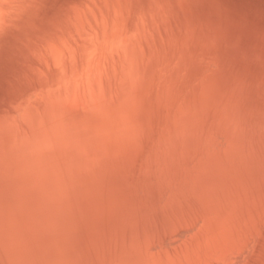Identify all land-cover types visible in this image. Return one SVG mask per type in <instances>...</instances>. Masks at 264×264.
<instances>
[{
  "label": "bare ground",
  "instance_id": "bare-ground-1",
  "mask_svg": "<svg viewBox=\"0 0 264 264\" xmlns=\"http://www.w3.org/2000/svg\"><path fill=\"white\" fill-rule=\"evenodd\" d=\"M20 2V0H0V41L2 40V37H3V35L4 34H6V35H8V33H9V31L11 32L12 31V22H13V18H14V13H15V9H16V7L18 6V8L20 7V4H18V2ZM94 1V0H93ZM102 1V0H101ZM118 1V0H117ZM178 1V3L181 1V0H177ZM185 1H187V0H182L181 1V6H182V2H183V4L185 5L186 3H184ZM70 2V1H69ZM83 2V1H82ZM105 2H107L106 0H105ZM122 2H123V0H122ZM174 2H176V1H174ZM246 2V1H245ZM264 2V1H263ZM36 3V2H35ZM73 3V2H72ZM102 3H104V0H103V2ZM115 3H116V1H115ZM156 3V2H155ZM177 3V2H176ZM211 3H212V1H211ZM38 4V3H37ZM76 4V3H75ZM108 4V3H107ZM106 4V6H107V8H109V6ZM119 4V3H118ZM125 4V2H123V5ZM129 4V3H128ZM165 4V3H164ZM65 5V4H64ZM66 5H68V4H66ZM65 5V6H66ZM120 5V4H119ZM118 5V6H119ZM126 5H127V3H126ZM126 5H124L125 7H126ZM149 5V4H148ZM156 5H158V4H156ZM177 5H179V4H177ZM202 5H203V3H202ZM214 5V4H213ZM22 6V5H21ZM64 6V7H65ZM69 6V5H68ZM72 6V5H71ZM77 6V5H76ZM88 6V5H87ZM96 6V5H95ZM94 6V7H95ZM123 6V7H124ZM162 6H163V4H162ZM264 6V5H263ZM63 7V6H62ZM114 7V6H113ZM112 6H111V8H113ZM123 8V9H125L126 10V8ZM154 7V6H153ZM21 8H23V7H21ZM52 8V7H51ZM65 8H67V7H65ZM70 8V7H69ZM75 8V7H74ZM78 8V7H77ZM89 8V7H88ZM98 8V7H97ZM120 8V7H119ZM157 8H159L158 10L159 11H161L160 10V8H161V6L159 7H157ZM163 8V7H162ZM165 8V7H164ZM181 9H183V8H185V7H180ZM179 8V9H180ZM202 8V7H201ZM61 9V8H60ZM114 9H116V8H114ZM153 9V8H152ZM169 9H170V7H169ZM179 9H178V11H179ZM181 9H180V12H182L183 13V11H181ZM186 9H188V7L187 8H185V10H184V12H188V11H186ZM54 10H55V8H54ZM99 10H101V9H99ZM113 10V9H112ZM121 10V9H120ZM163 10H165V9H163ZM162 10V11H163ZM202 10V9H201ZM34 11V10H33ZM37 11V10H36ZM38 11L40 12L41 10H40V8L38 9ZM49 11H50V8H49ZM53 11V10H52ZM51 11V12H52ZM63 11V10H62ZM69 11V10H68ZM70 11H72L71 10V8H70ZM75 11H76V9H75ZM93 11V10H92ZM108 11H109V9H108ZM115 11V10H114ZM119 11V10H118ZM128 11V10H127ZM169 11V10H168ZM171 11V10H170ZM170 11L168 12L169 14H170ZM190 11V10H189ZM35 12V11H34ZM47 12V11H46ZM54 13L55 12H57V10L56 11H53ZM58 12H60L61 13V11H58ZM58 12H57V14H58ZM121 12V11H120ZM139 12V11H138ZM148 12H150V11H148ZM197 12V11H196ZM195 12V13H196ZM259 12V11H258ZM28 13H30V12H28ZM48 13H50V12H48ZM47 13V14H48ZM98 13H99V11H98ZM136 13V12H135ZM134 13V14H135ZM150 13H152V11L150 12ZM164 13V12H163ZM163 13H160V14H162L163 15ZM174 13V12H173ZM181 13V14H182ZM202 13H203V11H202ZM39 14V13H38ZM53 14V13H52ZM65 14V13H64ZM66 14H68L67 12H66ZM72 14V13H71ZM74 14V13H73ZM83 14V13H82ZM94 14V13H93ZM101 14H103V13H101ZM107 14V13H106ZM121 14V13H120ZM125 14H126V11H125ZM133 14V15H134ZM149 14V13H148ZM153 14H155L154 12L151 14V15H148V16H152ZM185 14V13H184ZM189 14H191V13H189ZM188 14V15H189ZM50 15H51V13H50ZM62 15V14H61ZM92 15V14H91ZM108 15V14H107ZM122 15V14H121ZM129 15V14H128ZM128 15L126 16V17H128ZM161 15V16H162ZM165 15V14H164ZM195 15H197V14H194V16ZM42 16H45V15H42ZM64 16V15H63ZM67 16V15H66ZM76 16V15H75ZM100 16V15H99ZM114 16H116L117 17V15H116V13H114ZM166 16V15H165ZM30 17H32V15L30 16ZM39 17V16H38ZM48 17V16H47ZM61 17V16H60ZM65 17V16H64ZM69 17H70V15H69ZM92 17V16H91ZM108 17V16H107ZM111 17V16H110ZM120 17H122V16H120ZM126 17H125V19H126ZM137 18L138 17H140V16H136ZM135 17V18H136ZM153 17V16H152ZM155 17H157L156 15H155ZM163 17V16H162ZM167 17V16H166ZM169 17H171L170 15H169ZM169 17L167 18V22L166 23H168V25H166V23H163V25L161 24V26L162 27H159L158 28V26L156 25L155 26V22H154V26L155 27H157L158 28V37H157V39L160 37V40L161 39H163L166 43H167V46L166 45H161V47H160V49H158L157 47L156 48H152V46L154 45V43H152L151 42V44H153L152 46L150 45H148V48L150 49V51H148V52H152V54H153V57L155 56L157 59V61H158V59L159 60H161V62L163 61V60H165V59H170L169 61L170 62H174V64H176V68H177V66H184V64L186 63V64H188L187 62H188V60H187V58H186V55H180V56H178L180 53H183V52H185L186 50H188L189 48H190V46L188 45V38H186L184 35H185V33H184V35H183V38H185V40L187 41L186 42V44H185V42H183V46H181V43H180V46L184 49L183 50V52H181V51H179L180 53L179 54H175L173 51L172 52H170L171 50H170V48L171 47H173V49H174V47H175V41H173V39L175 38V31H174V28L171 26V22H170V20H169ZM176 17H178V16H176ZM197 17H198V15H197ZM215 17V16H214ZM48 18H51V17H48ZM52 18H53V15H52ZM56 18V17H55ZM96 18V17H95ZM94 18V19H95ZM101 18V17H100ZM115 18V17H114ZM130 18V17H129ZM143 18H144V16H143ZM161 18V17H160ZM164 18V17H163ZM163 18H161V19H163ZM248 18V17H247ZM38 19V18H37ZM45 19H47V18H45ZM59 19V18H58ZM75 19V18H74ZM93 19V20H94ZM99 19V18H98ZM110 19H112V18H110ZM128 19V18H127ZM141 19V18H140ZM165 19V18H164ZM162 20L161 22H163V21H166V19L165 20ZM179 19V18H178ZM48 20V19H47ZM50 20V19H49ZM56 20V19H55ZM73 20V19H72ZM71 20V22H74V21H72ZM100 20V19H99ZM119 20H121V18L119 19ZM119 20H117V22L119 21ZM150 20V19H149ZM151 20H153L154 21V17H153V19H151ZM160 20V19H159ZM31 21V20H30ZM29 21V22H30ZM33 21V20H32ZM31 21V22H32ZM36 21V20H35ZM67 21V20H66ZM95 21V20H94ZM97 21V20H96ZM102 21V20H101ZM104 21V20H103ZM122 21V20H121ZM120 21V22H121ZM123 21H124V17H123ZM122 21V22H123ZM127 21V20H126ZM141 21V20H140ZM140 21H138V22H140ZM143 21H145V20H143ZM158 21V20H157ZM177 21V20H176ZM188 20H186V22H187ZM193 21H194V19H193ZM192 21V22H193ZM216 21V20H215ZM217 21H219V20H217ZM17 22V21H16ZM15 22V23H16ZM34 22V21H33ZM38 23L39 22H41L40 20L39 21H37ZM47 22V21H46ZM51 22H53L52 20H51ZM98 22V21H97ZM104 22H106V21H104ZM112 22H113V20H112ZM122 22H121V25H122ZM134 22H137V21H134ZM133 22V28H132V30L130 31V32H127V29H126V27L125 28H123L124 26V24L122 25V27H121V25H120V27L118 26V28H112L113 26H111V31L110 32H106V30L104 29V32H102V30L99 28V27H97L98 26V24H95V25H97V26H94V25H92V24H90V22L88 23L86 20H82V19H78L77 20V30L76 31H79L77 34V38L76 39H72V36H65L64 35V33L62 32V34L64 35V36H62V37H59V35H56L55 34V32H54V30L53 29H51L45 36H43V33H44V30H45V28L46 27H43L44 25L43 24H38L37 25V31H35V29H33V30H30L29 28V32H31L32 31V33L31 34H29V35H27L26 36V38H27V40H25V38H21L20 39V41H19V39H18V41H16V42H18V44L16 45V46H14L15 45V42L13 43V41H11L12 42V48L14 49H12L11 51L13 52L10 56L11 57H13L14 58V60H15V63L14 64H12V66L10 67V69H11V71H9V72H12V74H13V76H18V77H20V76H22V74L24 75V73H26V71H27V69H29L30 71H32V73H30V74H32V75H34V85H33V90H32V92L30 91V93H28V98H29V100L30 101H28V99L27 100H25L26 98L24 97V96H22L23 94H21L20 95V97L17 99V100H13L11 103L9 102V100H10V98L7 100L8 101V105H9V103H10V105H12V104H17V105H13V106H9V107H6V106H0V264H150V261H149V257H148V259H144V256L146 257V254L144 253L143 255L142 254H140L141 253V249H140V247L138 246V243H139V241H140V239H141V236L143 237V240L144 241H146L147 240V238H148V236H149V234H150V229H151V226L147 223V222H153V221H156L157 222V220H154V218L152 217L153 216V214H154V212L155 211H157L156 209H154V205H156V206H158L157 204L160 202L159 200H156L155 201V199H158V198H162V197H164V195L161 197V195L160 194H158V193H161V192H163V190L162 189H164V188H162V186H161V184L162 183H164V184H162V185H164V187H165V185H166V183H165V181L169 184V182H170V184L168 185L169 186V188H167V192H172L173 190H171L172 188L170 187V186H173L174 184H176L177 182V180H175V179H177V177L178 176H176V175H178V172L179 173H184V171H180V170H184L185 168H186V165L187 166H189L188 165V163L190 162L189 160H191V158L189 159L188 158V155H190V154H188V153H190L189 151H190V149L192 150L193 148H194V146L192 147V144L194 145L195 144V142H197V145L195 144V148H196V150L198 151V152H196V153H194V152H192V154H193V156L192 157H194V158H192V160L191 161H193L194 163H190V167L191 168H189V169H192L193 170V172H192V170L190 171V170H188L187 171V169L188 168H186V171L188 172V173H190V172H192L194 175H196V176H194V175H192V176H194V177H197V174L198 173H196V170L197 169H201V168H196L195 166L196 165H194L195 164V160H197L198 159V164L200 165V163H201V156H203L202 157V159H204V157L205 156H207L208 154H210V152H213L215 149L217 150V146H215V144L213 145V143H217L216 145H218L219 143L221 144L222 143V145L224 144V140H226L227 138V133L226 132H224V131H227L228 129H225V130H223L224 128H226V127H221V126H217V125H215L217 128L218 127H221V128H219V130H218V132H220V130H221V132L219 133V134H222V132H224L223 134H225L226 136H225V138H224V140L222 139L223 137H221V138H219L220 137V135H218V134H216V135H218L217 137L215 136V134L213 133V132H216V129H214V127H212L213 125H210L209 127L210 128H213L214 130L213 131H211L210 130V128H209V130H207L208 129V122H210L211 120H214V118L215 117H217L218 115V117H220V116H222L221 114H223L222 112L224 111V110H222L221 111V109H220V112H219V110H217L216 108V110H217V112H219L218 114L216 113L215 115H214V117H213V115H212V117L210 116V115H208V111L210 110V109H212L213 107H223V105H222V103L223 102H225V103H228V104H226V106L228 107H226V106H224L223 107V109L225 108V109H227V110H230V111H227V110H225V112L227 111V112H229V114H228V116H230V117H232L231 116V111H235V109H238L239 107V104L240 103H237V107L235 106V104H234V110H232V109H230V108H232V106H228V105H231L229 102H228V100L226 101H223L222 102V99H220V96H221V98H223L222 97V94H218L219 92L218 91H222L221 89H223L225 86H223L220 90L218 89L216 92L217 93H215V92H213V90H215V88H219L220 86H218L217 87V85L214 83L215 81V79L214 78H216V74L215 73H217V77L219 76V78H216V81H217V84H222V83H220V80L218 81V79H221V82L223 81L224 83L222 84V85H227V83H226V81H228V80H226L227 79V76L230 74V71H231V68L229 69L230 71L228 72L229 74L228 75H222V74H227L226 73V71H227V68H228V66H229V64H227L228 62H226L225 64H227L226 66L227 67H225L224 68V66H225V64L224 63H222V61H220L219 60V57L218 56H216L217 58V60L215 59V55L213 56L212 54H213V52H212V56H213V60L211 59L210 60V62H209V60H205V65H203V63H202V65L203 66H206L207 64V68H203L204 70H206V71H202V73L204 72H206V74L204 75H201L202 73H200V76H198V79L196 78V81H203L204 82V84H203V82H197V85L195 84L194 85V83H195V81H193V80H195L194 78L192 79V80H190L193 76L192 75H190L191 76V78L189 79H187V80H190L192 83H190V81H189V83H188V87L187 88H189L190 86H193L194 85V87H191V89L193 90V88H195V86H197V89L198 90H200V92H199V94H201V93H203V92H205V89L203 90V88L205 87L206 88V86H203V85H207L208 83V85L209 86H211L212 85V83H214L211 87V89H213V90H211L210 89V91H212L213 92V94H216V96H217V94H218V96H217V99H215V95L214 96H212V95H210L209 97L207 96H205V94H203V96H202V94L201 95H198L197 94V97L196 98H199L200 97V99L199 100H201L202 98H207L208 100H205L204 101V99H202L201 101H200V103L201 102H203V103H201L202 105H204L205 106V104H206V101H208V103H210L211 101L213 102V100L215 99V100H217L216 102L214 101L213 103H215V104H213L212 102H211V104L209 105L208 103V105H206V106H208V107H210V106H212V107H210V109H208V107H207V110H203V109H201V114H202V116L201 117H203L204 119H206V120H209L207 123L204 121V119L202 118L201 120H203V122H205V124H206V128L205 127H203V122H202V124H201V120H197L198 118H197V116H196V118L197 119H195L194 117H193V115H192V117L191 118H188L187 116L188 115H190L191 116V114L190 113H188L189 111L191 112V110H195V109H192L191 107L189 108V110L186 108V106H188L187 105V102H190V99L188 98V96H190V97H193L194 96V94L195 93H198L197 91V89L195 88L194 90H196L192 95L193 96H191L190 95V93H192L193 91L191 90H188L187 88L186 89H184L183 88V90H188V92H187V94L188 95H186V97L184 98V100H185V102H184V105H186V106H183V103H181L179 100H178V102H179V104L181 105H176L175 107H176V110L178 109V107H180V109H182V111H180V112H183L184 114H182L181 113V115H182V117H187L188 118V120L189 119H191V122H190V120L188 121V122H185L183 119L185 118H183L182 119V117L180 118V117H177L176 116V114H177V111L178 110H180V109H178L177 111L175 110V107L173 108H171V107H169V108H171L172 109V111H173V109H174V111L176 112V113H173L172 112V114L174 115L175 114V117H177V118H173L175 121H178L177 119L178 118H180L181 119V121H179V125H181L180 123H190V124H192L193 125V122H194V124H195V121L197 120L198 122H200V123H198L199 125L201 124V129L200 130H202V132H200L199 131V133L200 134H202L203 136H206V139H203V141H202V135H198V136H202V137H199L198 139L197 138H194V134H196L198 131L197 130H199V129H197L196 130V128H197V126L195 125V126H192L191 125V127H189V125H187V124H184V127L183 126H181L180 128L182 129V131H181V129L180 128H178V130H177V128L175 129V126L177 125V123L176 122H173L174 120H171L172 119V115H171V113H168V112H170V110L171 109H169V111L167 112V104H170L171 103V105H168V106H172V103H173V106L175 105L174 104V102H172V101H170L169 99H171V97H174V96H170V94L167 96L168 97V100L170 101H168L167 99H165V101L167 102L168 101V103H166V102H164L163 101V103H166L165 105H163V103H161L162 102V100H161V102L159 101L158 102V96H159V94L161 93V91H158L159 89H161V88H165V87H167V86H165L166 84L165 83H167V82H165V83H163L164 84V87L162 86L161 88L159 87V88H157V87H155L156 89H157V92H160L159 94H158V96H157V102L158 103H161V106H163L164 108H166L165 110H159L160 108L162 109V107H160L159 105H158V109L156 108V111H160V112H163L164 113V111L167 113V115H166V117L168 116L169 118H166V119H164V121L165 120H167V119H170V121H172V123L171 124H173V125H171L170 124V121H169V125L167 124L168 123V120L165 122V124H166V127H167V125L168 126H170L169 127V129L167 130V128L165 127V129L167 130V131H170L171 129L170 128H174V130H173V128H172V131L170 132V134L169 135H171V133L173 134L174 132H176L175 130H177V133H180V136H174V137H176V141H178L179 140V138H180V140H181V142L180 143H182V144H180V147L182 146V150H184V152L186 153V152H188L187 153V155L185 156L186 157V159L184 160V155H185V153L183 152L182 154H184L183 155V162L181 161V163H183V164H185L184 163V161L186 162V160H187V158H188V160H187V162H186V164L184 165V166H180V165H183V164H180L178 161L177 162H175L176 160L175 159H181L180 157L178 158L177 156H179L178 155V153L180 154L181 153V149H180V147H179V141H178V143L175 141V138H173V136H169L170 138H168L167 136V134L169 133V132H167V131H165V132H167L166 134H165V132H163L164 133V136H165V138H164V136L162 137L163 139L161 140L160 139V137L158 138V135L161 133L160 131H164V130H162V129H164V126H163V124H162V121H161V126L163 127V128H157V127H152V126H154L153 124H152V122L154 121L155 123H156V120H158V119H155L154 117H152V119H153V121H151L152 119H151V117L148 119V121L150 120V124H152V125H150V124H148V127L150 126V128L151 129H155V130H158L159 129V132L160 133H158V131H155L154 129V131L151 133L150 131H147V130H145L146 132H150L151 134H150V138L148 139V140H150V141H148L147 139H146V141H148V142H144L145 143V145L148 147L150 144L152 145L153 143H151V140L154 142L155 141V145H157L156 144V142H160V141H162L163 142V140H166L167 138V140H169V141H165V142H161V143H159L158 144V149L155 147V145L153 144L152 146H149L150 148L151 147H153V148H155V149H157V150H154L155 152V158H157V160H155V163H152V164H148L150 161L152 162L153 161V153L151 152L152 150H153V148H151V151H150V153H151V155L149 156V155H147V153H149L147 150L149 149V147L147 148L146 146V153L144 152L145 151V149H143V147H140V148H142L143 149V151H142V155L141 154H139L138 153V157L141 155V156H143L144 158H145V160H149L148 162H146V163H144V162H142L143 160H144V158L143 157H139V159L137 158V155L136 156H133L132 154V151L131 150H129V139H128V136H127V134L129 133L130 134V132H128L127 134L125 133V132H122L121 133V142L120 141H118V143L120 142L121 144H122V146H123V151H121V150H118L117 149V146H116V142H114L115 141V138H119V137H116V135H115V138H113L114 139V141H113V139H111L109 136H107V135H105V133H103V131H104V129H103V127H101V124H100V120H95V123H94V119H93V117L91 118V116H90V113L89 112H87V113H89V115L86 113V112H84V110H85V108H86V110H88V109H90V111L91 110H93L94 112H95V110H94V108H95V106H96V108H97V110L96 111H98V114L100 113H102L103 111L104 112H107V110L105 111V110H103L102 112H99V111H101V110H98V108L100 107V106H102V104H103V106H102V108L104 107V106H106V105H108V101H109V97H110V95L112 94H110L109 93V91L111 90L112 91V87H110L111 89H109V85H111L110 84V81H108V77L110 76L108 73V77L106 78V77H104V79H102V73H101V75H100V73H99V71L101 72V70H97V69H95V70H93V67H92V69H91V66H92V64H94V63H92V61L94 62V60L95 59H97V58H99V60L103 63V59H105V53H112L111 55H113V54H116L117 56H124V58H125V60L124 61H122L121 63H119V64H121L122 65V67H121V70H122V72H121V74H120V76H118L119 77V82L117 83V84H119V91L118 92H120L119 93V95H122L123 96V98H124V103H126L125 102V100H126V97H127V99H129V101L127 102V103H129L130 101H131V95H132V92L134 91V90H136V92L141 88V89H143L144 88V86L147 84V83H149V82H151V80H150V77L153 79L154 77H155V75L156 74H158L159 72H160V69H159V63L158 64H156V63H153V58L152 57H149L148 56V58H146L145 57V52H143L142 53V51H141V54H140V52H139V43L143 40H146V42H147V44H148V41H147V39H148V37H151L150 35H151V32H152V30H153V28H155L154 26H153V22H151V26H153L152 27V30L151 29H148L147 28V25L146 24H143V22L141 23L142 25H137L136 23H134ZM160 22V23H161ZM175 22V21H174ZM190 22V21H189ZM192 22H191V25L190 26H192ZM198 22V21H197ZM36 22H34L33 24H31V25H35L36 26V24H35ZM42 23H44L43 21H42ZM56 23V22H55ZM124 23V22H123ZM158 23H159V21H158ZM179 23V22H178ZM221 23V22H220ZM223 23V22H222ZM225 23H227L226 21H225ZM224 23V24H225ZM47 24H48V22H47ZM75 24V23H74ZM115 24V23H114ZM136 24V25H135ZM157 24V23H156ZM186 24V23H185ZM218 24H219V22H218ZM42 25V26H41ZM71 25V24H70ZM102 24H100V26H101ZM112 25V24H111ZM116 25V24H115ZM118 25V24H117ZM144 25H146V26H144ZM164 25L165 26H167V27H164ZM187 25V24H186ZM197 25V24H196ZM198 25H200V24H198ZM206 25V24H205ZM210 25H212V24H210ZM28 26H30V25H28ZM34 26V27H35ZM45 26H47L46 25V23H45ZM66 26V25H65ZM65 26H63V28L65 27ZM76 26V25H75ZM176 26V25H175ZM189 26V23H188V25H187V27ZM189 26V27H190ZM195 26V25H194ZM193 26V27H194ZM201 26V25H200ZM214 26H216V25H214ZM218 27H219V25H217ZM225 26V25H224ZM224 26H222L221 25V27H224ZM43 27V28H42ZM50 27V26H49ZM62 27V26H61ZM102 27V26H101ZM104 27H105V25H104ZM108 27V26H107ZM176 27H178V26H176ZM183 27V26H182ZM185 27V26H184ZM199 27V26H198ZM198 27H197V29H198ZM203 27H205V26H203ZM220 27V28H221ZM24 28V27H23ZM57 28V27H56ZM74 28H76V27H74ZM103 28V27H102ZM157 28H155V29H157ZM190 28H192V27H190ZM189 28V29H190ZM196 28V27H195ZM200 28V27H199ZM211 28H214V27H211ZM219 28V29H220ZM224 28H226V27H224ZM69 29V28H68ZM79 29V30H78ZM154 29V31H156ZM177 29V31L179 30V28H176ZM185 29V28H184ZM188 29V28H187ZM186 29V30H187ZM192 29H194V28H192ZM202 29V28H201ZM206 29H208V28H206ZM223 29V28H222ZM24 30H27V27H26V29H24ZM58 30H59V28H58ZM61 30V29H60ZM191 30V29H190ZM199 30V29H198ZM203 30V29H202ZM202 30H200V31H202ZM209 30V29H208ZM214 30V29H213ZM216 30V29H215ZM28 31V30H27ZM27 31H26V33H27ZM66 31V30H65ZM177 31H176V33H177ZM185 31V30H184ZM192 31L193 30H191L190 31V35H192ZM200 31H196L195 32V35L196 34H199V33H197V32H200ZM28 32V33H29ZM68 32V31H67ZM180 32V31H179ZM178 32V33H179ZM187 32V31H186ZM206 32H208V31H206ZM206 32L204 33L205 35H206V37H208V38H210L207 34H206ZM214 32V31H213ZM216 32L218 33V31L216 30ZM188 33H189V31H188ZM194 33V32H193ZM202 33H203V31H202ZM201 33V35H202V37H203V40L205 41V39H206V37L204 38V36H203V34ZM209 33V32H208ZM68 34H70V31L68 32ZM156 35H157V31H156V33H155ZM26 35V34H25ZM188 35V34H187ZM186 35V36H187ZM215 35H217V34H215ZM214 35V36H215ZM153 36V35H152ZM176 36H177V34H176ZM198 36V35H197ZM196 36V38H201V37H197ZM6 37V36H5ZM18 37H20L19 36V34H18ZM145 37V38H144ZM156 37H153V38H156ZM178 37V36H177ZM195 37V36H194ZM220 37V36H219ZM71 38V39H70ZM182 38V35H181V38L180 39H183ZM221 38V37H220ZM7 39H9L10 40V38H7ZM150 39H152V37L150 38ZM191 39V38H190ZM192 39H193V37H192ZM160 40H158L157 42H159ZM184 40V39H183ZM184 40V41H185ZM197 40V39H196ZM199 41L201 40V39H198ZM209 40H211V39H209ZM212 40H213V38H212ZM214 40H215V38H214ZM214 40L212 41V42H214ZM218 40V39H217ZM222 40V39H221ZM6 41H8V40H6ZM140 41V42H139ZM151 41H153V40H151ZM178 41V40H177ZM208 41V39L205 41V42H207ZM11 42L9 43V47H10V45H11ZM161 42V41H160ZM181 42H182V40H181ZM192 42V41H191ZM195 42H197V41H195ZM209 42V41H208ZM207 42V44H209V43H211L212 44V42H209L208 43ZM219 42V41H218ZM218 42L216 41V43L218 44ZM193 43V42H192ZM198 43V42H197ZM201 43H203V41L201 42ZM216 43H214V45L213 46H211L210 44V46L211 47H215L216 45ZM221 43V42H220ZM3 44H4V42H3ZM146 44V43H145ZM150 44V43H149ZM0 45H1V42H0ZM159 45V44H158ZM191 45V44H190ZM209 45H207L208 46V48L210 47ZM15 48H14V47ZM194 46H197V45H194ZM207 46L205 45V48H207ZM8 47V48H9ZM140 47H141V49H142V45H140ZM178 47V46H177ZM181 47H180V49H181ZM191 47H193L192 45H191ZM201 47V46H200ZM210 47V48H211ZM220 47V46H219ZM262 47H263V45H262ZM194 48V47H193ZM207 48V49H208ZM212 48V49H213ZM217 48H218V46H217ZM217 48H214V50H216ZM4 49H5V47H4ZM148 49V50H149ZM172 49V50H173ZM177 49V48H176ZM196 49V48H195ZM202 50H203V47L201 48ZM220 49V48H219ZM222 49V48H221ZM220 49V50H221ZM8 50V49H7ZM178 50V49H177ZM177 50H176V53H177ZM205 50V49H204ZM192 51V50H191ZM190 51V52H191ZM216 51H218V49L216 50ZM26 52H28V56L30 57V58H27V59H29V64L28 65H26V55H24V54H26ZM189 52V53H190ZM200 52H201V50H200ZM263 52H264V49H263ZM5 53H6V51H5ZM198 53H199V51H198ZM201 53H203V51L201 52ZM201 53H199V54H201ZM207 53V52H206ZM214 53H215V51H214ZM224 53V52H223ZM223 53H221V54H223ZM151 54V53H150ZM169 54V55H168ZM192 53H190L189 55H191ZM209 54V53H208ZM219 55V53L217 52V55H219V56H221L220 58L223 60V62L225 61V58L227 57L226 56V54H225V56L226 57H224V54H223V57H224V59L222 58V55ZM236 54V53H235ZM188 55V53H187V56H189ZM210 55V54H209ZM115 56V55H114ZM114 56H111V58L112 57H114ZM208 56V55H207ZM229 56V55H228ZM243 56V55H242ZM110 57V56H109ZM192 57V56H191ZM204 55H203V58L202 59H204ZM197 60H198V58H197V56L195 57ZM210 58H211V56H210ZM261 58V57H260ZM42 59L44 60V61H46V64L44 65V64H42L43 66H44V68H42L41 69V62H44V61H42ZM117 59H118V57H117ZM120 59H123V57L122 58H120ZM199 59H201V57L199 58ZM200 60V61H197V63H199V62H201V61H203V60ZM229 59V58H228ZM228 59H226V61H228ZM98 59H97V61L96 62H98L99 61ZM172 60V61H171ZM189 60H192V59H189ZM217 62H216V61ZM230 60V59H229ZM260 60V59H259ZM106 61H108V60H106ZM105 61V62H106ZM110 61H111V59H110ZM112 61H113V58H112ZM194 61H195V59H194ZM208 63H207V62ZM214 63H213V62ZM155 62V61H154ZM163 62H165V61H163ZM162 62V63H163ZM167 62V61H166ZM204 62V61H203ZM211 62L213 63L212 65L215 67L214 69H215V71L213 72L212 70H211V73H210V69H208V68H211ZM216 62V63H215ZM262 62V61H261ZM12 63V62H11ZM112 63V62H111ZM190 63V62H189ZM195 63V62H194ZM196 63V64H197ZM210 63V64H209ZM217 63H219L220 64V66H218V64ZM113 64V63H112ZM119 64H118V66H119ZM164 64V63H163ZM163 64H162V66H163ZM168 65L170 64L169 62L167 63ZM166 64V65H167ZM191 64V63H190ZM200 64V63H199ZM215 64V65H214ZM222 64H224V66H221ZM240 64V63H239ZM9 65V64H8ZM97 66H98V63L96 64ZM106 65V64H105ZM108 65V64H107ZM198 65V64H197ZM217 65V66H216ZM235 65V64H234ZM3 66V65H2ZM10 66V65H9ZM115 66V65H114ZM171 66H173V65H171ZM187 65H185V67H186ZM190 67L191 66H193V65H189ZM188 66V67H189ZM201 66V65H200ZM233 66V65H232ZM245 66V65H244ZM94 67H95V65H94ZM103 67V66H102ZM101 67V68H102ZM168 67V66H167ZM202 67V66H201ZM216 67L217 68H219L220 70H222V71H220V70H217L216 71ZM222 69H221V68ZM240 67V66H239ZM264 67V66H263ZM97 68V67H96ZM99 68V67H98ZM111 68V67H110ZM118 68V67H117ZM169 68H170V66L168 67V71H169ZM174 68V67H173ZM172 68V69H173ZM187 68V67H186ZM192 68V67H191ZM196 68H197V66H196ZM233 68V67H232ZM242 68V67H241ZM255 68V67H254ZM4 69V68H3ZM9 69V70H10ZM107 69V68H106ZM106 69H105V71H106ZM225 69V70H224ZM8 70V69H7ZM103 70V69H102ZM113 70V69H112ZM121 70H119V71H121ZM163 70V69H162ZM174 70V69H173ZM176 70V69H175ZM184 70V68L182 69V71ZM187 70V69H186ZM186 70H184V71H186ZM193 70V69H192ZM207 70L209 71L208 72V74H207ZM242 70V69H241ZM262 70V69H261ZM114 71H116V69L114 70ZM164 71V70H163ZM179 71V70H178ZM181 71V70H180ZM180 71L178 72V73H180ZM181 71V72H182ZM190 71V70H189ZM196 71V70H195ZM200 71V69L198 70V71H196V72H201ZM225 71V72H224ZM0 72H2V71H0ZM4 72H6V70L4 71ZM3 72V73H4ZM167 72V71H166ZM191 72V71H190ZM213 72V73H212ZM224 72V73H223ZM262 72V71H261ZM7 73H8V71H7ZM29 73V72H28ZM105 73V72H104ZM114 73V72H113ZM116 73H117V71H116ZM161 73H162V71H161ZM175 73V72H174ZM183 73V72H182ZM194 72H192V74H193ZM197 73V74H198ZM29 74V75H30ZM163 74H164V76H165V72H163L162 73V76H163ZM213 74H215V77L213 76ZM219 74V75H218ZM11 75V74H10ZM9 75V76H10ZM26 75V74H25ZM29 75H27L28 77H29ZM169 75V74H168ZM221 75V76H220ZM5 76H6V74H5ZM4 76V77H5ZM8 75H7V77H9ZM106 76V75H105ZM159 76L162 78V76L160 75V73H159ZM158 76V77H159ZM164 76H163V78H164ZM172 76V75H171ZM179 76V75H178ZM189 76V77H190ZM196 76V75H195ZM208 76L210 77V76H212V78L214 79H211L210 78V80H208V81H210V82H208V81H206L205 80V77H206V79L208 78ZM226 76V79L225 78H222V77H225ZM239 76V75H238ZM248 76V75H247ZM12 77V76H11ZM114 77V76H113ZM157 77V78H158ZM199 77H201L203 80H199ZM229 77V76H228ZM235 77V76H234ZM258 77V76H257ZM264 77V76H263ZM16 78V77H15ZM21 78L22 77H20V79H18V80H20V84L22 85V82H21ZM24 78V77H23ZM31 78V77H30ZM147 78H149L148 80H147ZM175 78V77H174ZM178 78V77H177ZM187 78V77H186ZM255 78H256V76H255ZM11 79V78H10ZM159 79V78H158ZM179 79V78H178ZM178 79H176V80H178ZM209 79V78H208ZM224 79V80H223ZM235 79V78H234ZM0 80H5V78L3 79V77H2V79H0ZM7 80V79H6ZM12 80V79H11ZM162 80V79H161ZM160 80V81H161ZM166 80V79H165ZM181 80V79H180ZM179 80V81H180ZM206 82H205V81ZM211 80H212V82H211ZM226 80V81H225ZM16 81H17V78H16ZM25 81V80H24ZM153 81V80H152ZM168 81H169V79H168ZM174 81V80H173ZM183 81H185V80H183ZM214 81V82H213ZM245 81H246V79H245ZM7 82H10L9 81V79L5 82V83H7ZM13 82V81H12ZM112 82H114V81H112ZM147 82V83H146ZM154 82L155 81H153L152 83H150L152 86H153V84H154ZM182 82V81H181ZM239 82V81H238ZM259 82V81H258ZM11 83V82H10ZM17 83V82H16ZM116 83V82H115ZM198 83H200V84H198ZM211 83V84H210ZM226 83V84H225ZM263 83V82H262ZM13 84V83H12ZM156 84H159V82H155V84L154 85H156ZM177 84H178V82H177ZM181 84V83H180ZM187 84V83H186ZM185 84V85H186ZM191 84V85H190ZM237 84V83H236ZM242 84V83H241ZM255 84V83H254ZM259 83H257V85H258ZM8 85V84H7ZM149 85V84H148ZM160 85V84H159ZM173 85H174V83H173ZM179 85V84H178ZM182 85H183V83H182ZM182 85H181V89H182ZM184 85V86H185ZM207 85V88L209 87ZM216 85V87L215 88H213L214 86ZM234 85V84H233ZM252 85H253V83H252ZM257 85H256V87H257ZM9 86H10V84H9ZM31 86V85H30ZM112 86V85H111ZM113 86H116V85H114L113 84ZM157 86V85H156ZM171 86V85H170ZM187 86V85H186ZM202 86V87H201ZM242 86H244V84L242 85ZM242 86H238L239 88H240V90H238L239 92L240 91H242L241 90V87ZM2 87H3V85H2ZM1 87V84H0V88H2ZM81 87V88H80ZM117 87V86H116ZM146 87V86H145ZM149 87H150V85H149ZM176 87V86H175ZM199 87H200V89H199ZM227 87V86H226ZM225 87V91H223L222 93L224 94L225 92H226V90H227V88ZM259 87V86H258ZM5 88H6V86H5ZM5 88H3V89H5ZM29 88V87H28ZM31 89H32V86L30 87ZM83 88V89H82ZM172 88V87H171ZM177 88H179V87H177ZM206 88V89H207ZM234 88H235V86L233 87V91H234ZM238 88V89H239ZM15 89H16V87H15ZM80 89H82V91H79ZM116 89V90H115ZM117 89L118 88H114V94H116L115 92H117ZM145 89V88H144ZM143 89V90H144ZM150 89V88H149ZM151 89H152V87H151ZM167 89V88H166ZM190 89V88H189ZM231 89V88H230ZM2 90V89H1ZM171 90H173V89H171ZM175 90V89H174ZM174 90H173V92H174ZM177 90V89H176ZM182 90V91H183ZM201 90H203L202 92H201ZM208 90H209V88H208ZM224 90V89H223ZM168 91H170V90H168ZM184 91V92H185ZM209 91V92H210ZM238 91L236 92V93H238ZM2 92H4V91H2ZM118 92H117V94H116V96L115 97H117V95H118ZM148 93H149V90L147 91ZM152 92V91H151ZM172 92V93H173ZM176 92H178V91H176ZM175 92V93H176ZM209 92H207V90H206V94H210ZM169 93V92H168ZM180 94H177V95H180V96H182V94H181V92H179ZM232 93V95H233V92H231ZM231 93H230V95H231ZM246 93V92H245ZM258 93V92H257ZM1 95H2V93H0ZM134 94V93H133ZM147 94V93H146ZM146 94H145V96H146ZM151 94H153V92L151 93ZM161 94H164V92H163V89H162V93ZM185 94V93H184ZM184 94H183V96H184ZM228 95H229V93H227ZM241 94H242V92H241ZM263 94H264V92H263ZM6 95V94H5ZM130 95V97H128ZM143 95V94H142ZM166 95V94H165ZM172 95V94H171ZM196 95V94H195ZM226 95V94H225ZM227 95V96H228ZM169 96H170V98H169ZM179 96V97H180ZM212 96V97H211ZM238 96V95H237ZM245 96H246V94H245ZM137 97V96H136ZM153 97H156L155 95L153 96ZM160 97H162L163 98V95L162 96H160ZM159 97V98H160ZM176 97H178V96H175V98L174 99H176ZM178 97V98H179ZM195 97V96H194ZM193 97V98H194ZM202 97V98H201ZM210 97H211V99H210ZM214 97V98H213ZM257 97V96H256ZM15 98H17V97H15ZM87 100H86V99ZM112 98H113V96H112ZM133 98V97H132ZM138 98V97H137ZM144 98H146V97H144V95H143V100H144ZM152 98V97H151ZM162 98H160V99H162ZM165 98V97H164ZM181 98L182 97H180V100H181ZM187 98L189 99V101L187 100ZM193 98H191V101L193 100ZM80 99V100H79ZM86 100V102L84 103V101ZM106 99H108V101L105 103V105H104V102L106 101ZM111 99V98H110ZM117 99V98H116ZM133 99H135L136 100V98H135V96H134V98ZM142 99H140L141 101H142ZM147 99H149V97L147 98ZM155 99V98H154ZM195 99V98H194ZM211 101H210V100ZM220 99V100H219ZM226 99H228L227 97H226ZM232 98L230 97V99H229V101L231 100ZM235 99V98H234ZM237 99H239V98H236V100H234V102H236L237 101ZM241 99H242V97H241ZM12 100V99H11ZM78 100V101H77ZM82 100V103L80 102V107L83 105V104H87L88 106H90V107H81V110L83 109V111L82 112H84L83 114H82V112L80 113L81 114V117H80V119H82L83 120V116L82 115H87V117H85L84 118V120L86 121V122H84V120L82 121V120H78L77 119V117H75L77 120H75V119H73V113H74V111H76V109L78 110V108H77V104L79 105V101H81ZM104 100V101H103ZM113 100H114V98H113ZM119 100L122 102L123 100H122V97L120 96V98H119ZM118 99H117V101L118 102H120ZM134 100V101H135ZM173 100V99H172ZM196 100H198V99H195V103L193 102V106L195 107H197L198 105H196L197 103H196ZM199 100L197 101L198 102V104H200L199 103ZM240 100V99H239ZM77 101V102H76ZM89 101V102H88ZM117 101H115V103L117 102ZM138 102V104L140 103H143L144 104V102L146 101V100H144V102ZM148 101L149 100H147L146 102L148 103ZM152 101V102H151ZM154 101L155 100H153V98L149 101L150 103H148V104H146L145 105V109H146V106L147 105H149L150 104V106L149 107H153L154 106ZM175 101V100H174ZM187 101V102H186ZM218 101H220L219 103L221 104H216ZM6 102V101H5ZM145 102V103H146ZM176 102V101H175ZM178 102H177V104H178ZM222 102V103H221ZM231 102V101H230ZM238 102V101H237ZM77 103V104H76ZM100 103H102L101 105H99ZM132 103H133V101H132ZM136 103V102H135ZM134 103V104H135ZM151 103H152V106H151ZM3 104V103H2ZM110 104L111 105H116V104H114V101H113V104L111 103V101H110ZM108 105V107L109 106H111V105ZM189 105L191 104V102L190 103H188ZM214 106H213V105ZM232 104H233V102H232ZM244 104H245V102H244ZM86 105V106H87ZM99 105V106H98ZM118 106L119 105H121L120 103L119 104H117ZM122 105H123V103H122ZM126 105V107H128L129 108V106H127V104H124V106ZM130 105V104H129ZM156 105V104H155ZM192 105V104H191ZM216 105H220V106H216ZM225 105V104H224ZM132 106L134 107V106H136V104L135 105H133L132 104ZM166 106V107H165ZM10 107H12V108H10ZM79 107V106H78ZM79 107V108H80ZM94 107V108H93ZM107 106H106V108H108ZM115 107H116V109H115ZM141 108V109H139V111L140 112H137L138 114H140V118L142 117V115H144V113L141 115V113H142V111H144L145 109H143L144 107L142 106V104H141V106H136L135 108ZM149 107H147L148 109H149V112H151V108H149ZM155 107V106H154ZM157 107V106H156ZM182 107V108H181ZM236 107V108H235ZM95 108V109H96ZM111 108H114L113 110L116 112V110H117V106H111ZM111 108H108V113L110 112L111 113V115H113L114 114V118H111L112 120L111 121H113V123H111L112 125L113 124H115L114 123V121L115 120H113V119H117L118 118V121H119V116H118V114H117V118H115V114L117 113H115V112H113L112 110V112L111 111H109V109H111ZM119 108H121V111L122 110H124L125 109V107L123 108V106H120V107H118V109ZM135 108H133V109H135ZM163 108V109H164ZM187 109V110H185V109ZM242 108H243V106H242ZM100 109H101V107H100ZM105 109V108H104ZM127 109V108H126ZM143 109V110H142ZM147 109V110H148ZM244 109V108H243ZM137 110V109H136ZM155 109L153 108L152 109V111L154 112H151V114L153 113V114H155V112L156 111H154ZM187 111V112H184V111ZM214 110V109H213ZM213 110H210V112H211V114L213 113L212 111ZM216 110H215V112H216ZM242 110V109H241ZM89 111V110H88ZM93 111H92V113H93ZM118 111V110H117ZM119 111H120V109H119ZM118 111V112H119ZM134 111V110H133ZM132 111V112H133ZM196 111V110H195ZM194 111V112H195ZM197 111H199L198 109H197ZM205 113H207L206 115L207 116H205V114H204V112ZM240 111V110H239ZM77 112V111H76ZM78 112H80V110L78 111ZM103 112V113H104ZM124 112H125V114H127L126 112H129L128 114H130L131 113V109L129 110V109H127V111L126 110H124ZM135 111H134V113H136ZM158 112H156V115H153V116H158L159 114H161L162 116L164 115L165 116V114H162V113H160L159 112V114L157 115V113ZM193 112V111H192ZM191 112V113H192ZM224 112V115H223V117L225 116H227L226 115V113ZM241 112V111H240ZM91 113V114H92ZM103 113H102V116H103ZM113 113V114H112ZM133 113V114H134ZM137 113H136V115H137ZM145 113H147V111L145 112ZM185 113L187 114V115H185ZM236 113H238V110H237V112H235L234 114H233V112H232V114H233V117H234V119H233V117H232V120H231V118H230V120L231 121H234L235 119H236V121H238V123L236 124V122L235 123H233V125L234 124H236V126H233L232 124V127H236L235 129H237V126H238V124H239V127L240 126H242V127H245V126H243V125H245L246 124V128H247V119H245V117L243 118V119H241L239 116H237L238 114H236ZM74 114H76V113H74ZM80 114L79 113H77V115H79L80 116ZM95 114V113H94ZM98 114H96V115H98ZM99 114V115H100ZM106 114V113H105ZM105 114H104V116H105ZM125 114H123V111L121 112V116H123V115H125ZM127 114V115H128ZM132 113H131V115H133ZM150 114V113H149ZM150 114V115H151ZM168 114H170V115H168ZM178 114H180L179 112H178ZM177 114V115H178ZM193 114V113H192ZM195 115H197L196 114V112L194 113ZM199 114V113H198ZM243 114V113H242ZM107 115H109V114H106V117H107ZM130 115V117H132ZM146 115H148V114H146ZM145 115V116H146ZM150 115H148V117L150 116ZM161 115H159L158 117H161ZM234 115H236V118H235V116ZM241 115V114H240ZM247 115V114H246ZM90 116V117H89ZM120 116V117H121ZM134 117H136L137 118V116H135V114L133 115ZM152 116V115H151ZM199 116V115H198ZM245 116V115H244ZM113 117V116H112ZM127 117H129V116H125L124 118H127ZM138 117H139V115H138ZM171 117V118H170ZM200 117V118H201ZM208 117H211L210 119H208ZM217 117V118H218ZM238 117V118H237ZM86 118H88L87 120H90V118H91V120L92 121H90V123L92 124H89V121H87L86 120ZM102 118H105V117H102ZM108 118V120L110 119V117L108 116L107 117ZM107 118L106 119H103V121L105 122V124L107 123ZM123 118V120H125ZM140 118H139V121H140ZM142 118H144V117H142ZM162 118V117H161ZM161 118H159V119H161ZM187 118H185L186 119V121H187ZM192 118H193V121H192ZM217 118H215V119H217ZM227 118V117H226ZM229 118V117H228ZM227 118V119H228ZM241 120H243V122L244 123H242V121H241V123H240V119ZM251 118V117H250ZM75 120V121H78L79 122V125L77 124L76 125V123L73 121V120ZM128 120L129 119H131V118H127ZM107 120V121H106ZM138 119H136V121H137ZM162 120V119H161ZM221 120V121H220ZM219 121H218V123L219 122H222V120L223 119H220ZM253 120V119H252ZM262 120V119H261ZM83 123H82V122ZM110 121V120H109ZM110 121V122H111ZM121 121H122V118H121ZM138 121V122H139ZM159 121V120H158ZM157 121V123H159ZM163 121V122H164ZM184 121V122H183ZM196 121V122H197ZM249 121H250V119H249ZM248 121V122H249ZM77 122V123H78ZM80 122L82 123V125L80 124ZM117 124H119L118 126L117 125H115L116 127V129L112 126V128H111V126H108V124H110V123H107V126L108 127H106V130H107V132H113V130L116 132V131H118V130H120L119 128L120 127H122L123 126V121H122V124H121V122H117V121H115ZM126 122H128L127 120H126ZM134 122V121H133ZM224 122V121H223ZM246 122V123H245ZM254 122H257V121H255L254 120ZM264 122V121H263ZM85 123V124H84ZM96 123H98V125L96 124ZM129 123H130V120H129ZM142 123H144V122H142L141 121V123L139 122V124H142ZM154 123V124H155ZM157 123L155 124V126H158L157 125ZM225 123V122H224ZM252 123V125L251 126H254L255 125V123H254V125H253V122H251ZM259 123V122H258ZM90 125V127H89V125ZM93 124H96V126H98V127H94V125ZM136 124V123H135ZM135 124L133 123V124H131V125H134L135 126ZM138 124V123H137ZM208 124V125H207ZM226 124V123H225ZM243 124V125H242ZM250 124V123H249ZM248 124V125H249ZM80 125L82 126V128H80ZM84 125H85V128H88V129H85L84 128ZM88 127H87V126ZM100 125V126H99ZM120 125H122V126H120ZM127 125H128V123H127ZM130 125V124H129ZM128 125V126H129ZM160 125V124H159ZM187 125V126H186ZM227 125V124H226ZM230 124H228V126H229ZM91 126H92V128H91ZM120 126V127H119ZM133 126V127H134ZM137 126V125H136ZM142 126V125H141ZM144 126V125H143ZM172 126V127H171ZM227 126V127H228ZM256 126H257V124H256ZM259 126L263 129L264 127H262V126H264V124L261 126L260 125V123H259ZM256 127L257 129H260V127ZM109 127H110V131H109ZM119 127V128H118ZM124 128H125V125L123 126ZM130 127H132V126H130ZM139 128H140V126H138ZM138 127H135V129L134 130H136ZM145 127V126H144ZM177 127V126H176ZM192 127H195V129L193 128L192 129ZM230 127V126H229ZM232 127H230L231 129H232ZM239 127H238V129H239ZM89 128H90V130H89ZM93 128H95V130H96V132L99 130V128H100V130H99V132H98V134H96V132H95V130L93 129ZM108 128V129H107ZM127 129H128V127H126ZM138 128V129H139ZM184 128V129H183ZM189 129V130H186V129ZM202 128H204V129H206V131L207 132H203V130L204 129H202ZM229 128V129H230ZM246 128L244 129H242L241 130V128L239 129V131L237 132V135L238 136H241V137H243L244 138V134H241L242 133V131L243 132H245V134L248 132V134H249V130L248 131H245L246 130ZM254 128V127H253ZM256 128H254V130L252 129V131L250 130V132H254L255 131V129ZM93 131H92V130ZM130 129V128H129ZM132 129V128H131ZM131 129L129 130V131H131ZM132 129V132L134 131ZM143 129V128H142ZM161 129V130H160ZM231 129H230V131H231ZM256 129V130H257ZM261 129V130H262ZM89 130V131H88ZM124 130V129H123ZM197 132H196V131ZM223 130V131H222ZM259 131V130H257V133H256V131H255V137L256 136H258V135H260L261 133H262V131H263V133H264V129L262 130V131ZM141 131V130H140ZM139 131V132H140ZM144 131V132H145ZM187 133V134H189V131H190V133L192 134V135H187L185 132ZM195 131V132H194ZM211 132V133H209V132ZM229 130L227 131L228 133L230 132ZM258 131H259V133L260 134H258ZM93 132H94V134H93ZM111 132V133H112ZM126 132H127V130H126ZM135 132H137V131H135ZM142 132V134H143V131H141ZM231 132H234V129H233V131H231ZM240 132V133H239ZM114 133V132H113ZM118 133V132H117ZM116 133V134H117ZM155 133V137L153 136V134ZM162 133V134H163ZM181 133H183V136H182V134ZM204 133H206L205 135H204ZM209 133V134H208ZM239 133V134H238ZM263 133H262V136H263ZM96 134V135H95ZM110 134V133H109ZM145 134V133H144ZM143 134V135H144ZM158 134V135H157ZM210 134H212L211 136H209L208 137V135H210ZM221 135V136H224V135ZM230 134V133H229ZM228 134V135H229ZM232 134V133H231ZM241 134V135H240ZM247 134V135H248ZM258 134V135H257ZM114 135H113V137H114ZM118 135V134H117ZM133 135H135V133L133 134ZM132 134H130V136H133ZM141 135V134H140ZM149 135V133L146 135L145 134V136L144 137H146V138H148L147 136ZM157 135V136H156ZM177 135H179V134H177ZM187 135V136H186ZM233 135V134H232ZM232 135H229L228 136V138L230 137V136H232ZM234 135H236V134H234ZM246 135V136H247ZM111 136V135H110ZM120 136V135H119ZM136 136V135H135ZM137 136H138V138H141V137H139V134H137ZM154 138H156L157 137V139L155 140V139H153V137ZM193 136V137H192ZM196 136H197V134H196ZM197 136V137H198ZM215 136V138H218V139H220V140H222V141H220V140H218L217 139V141L219 142H217V141H215L216 139H213V137ZM251 135L249 134L247 137L248 138H245V141H247L248 139V141L250 142V140H252V137L254 136V133H253V135H252V137H250ZM143 137V138H144ZM182 137V138H181ZM187 138L186 140H185V138ZM189 137H191L192 139L194 138V140H196L197 139V141H194V143H192L191 144V146H189V143L188 142H190V140H188L189 139ZM234 138H237V136L235 137V136H233ZM241 137H239V138H241ZM260 137V136H259ZM259 137H258V140H261V139H259ZM136 138V137H135ZM138 138H136V139H134V140H138ZM142 138V139H143ZM178 138V139H177ZM190 138V139H191ZM209 138H212L211 140L209 139ZM232 137H230L229 138V140L231 139ZM238 138V139H239ZM243 138H241V140L243 141V142H240V139H239V141H234V143L235 142H237L236 144H233L231 141L232 140H234V139H231V141L230 142H227V147L225 148V149H227L228 148V146L230 145V144H233V146L232 147H235L236 148V146H239L240 144H238V142L239 143H241V150L243 149V147L244 148H247L248 150L250 149V148H252V145L251 144H253L252 143V141L250 142V144H248L247 142L245 143V141L243 140ZM257 138V137H256ZM170 139H173V140H170ZM192 139H191V141H192ZM200 139V140H199ZM207 139H209L210 141H208ZM237 139V140H238ZM96 140V141H95ZM133 140V139H132ZM140 140V139H139ZM160 140V141H159ZM188 140V142H186L185 143V141H187ZM204 140H206V142L204 141ZM144 141V140H143ZM142 140L140 141V142H143ZM183 141V142H182ZM204 143V144H202V146H205V150L200 146L201 144L199 143ZM209 143H208V142ZM211 141H213V143L211 142ZM215 141V142H214ZM224 141V142H223ZM227 141H228V139H227ZM256 141H257V139H256ZM264 141V140H263ZM129 142V143H128ZM132 142V141H131ZM135 142V141H134ZM133 142V143H134ZM137 142V141H136ZM135 142V143H136ZM139 142V141H138ZM169 142V143H168ZM193 142V141H192ZM258 142V141H257ZM260 142H262V141H260ZM259 142V143H260ZM116 143V144H115ZM132 143V144H133ZM150 143V144H149ZM164 143H165V146H164V150H163V148L161 147V145L163 144L164 145ZM173 145H172V144ZM176 143V144H175ZM206 143H207V145H206ZM211 143V145L212 146H214V147H216V148H214V147H212L211 145V148H213L212 150H210V152L209 153H207L208 151H209V149H211L209 146H208V144H210ZM228 143H230V144H228ZM243 143H245V144H243ZM264 143V142H263ZM138 144V143H137ZM137 144H135V145H137ZM142 144V146H144L143 145V143H141ZM166 144H167V146L169 145V146H173L174 147V150L175 149H177V150H171L170 148H172V147H170L169 148V146H168V149H167V151H166V148H167V146H166ZM177 144H178V146H177ZM185 146H184V145ZM188 146H187V145ZM218 145L219 147H218V151H219V153L220 152H225V151H223L224 149H222L223 147H222V145ZM226 144V143H225ZM251 145V147L250 146H248V145ZM257 144V143H256ZM118 145V144H117ZM135 145H134V147H135ZM234 145H236V146H234ZM242 145H244V146H242ZM258 145V144H257ZM176 146L179 148V150H178V148H176ZM203 149V150H200V147ZM221 146V147H220ZM231 146V145H230ZM229 146V148H231ZM253 146H254V144H253ZM259 146V145H258ZM162 148V149H159V148ZM166 147V148H165ZM189 147H191V148H189ZM207 147V148H206ZM248 147H250V148H248ZM261 147V146H260ZM263 147H264V144H263ZM263 147H261V148H263ZM133 148V147H132ZM185 148V149H184ZM188 148H189V150H188ZM199 148V149H198ZM221 148V149H220ZM228 148V149H229ZM234 148V149H235ZM256 148H257V146H256ZM261 148H260V150H261ZM136 149V148H135ZM169 149L171 150V151H169ZM188 151H187V150ZM228 149L226 150V152H228V155H229V151H228ZM233 149V150H234ZM237 149V151H240V147H237L236 148ZM235 149V150H236ZM264 149V148H263ZM163 150V151H162ZM186 150V151H185ZM194 150V149H193ZM199 150H200V152H199ZM215 150V151H216ZM222 150V151H221ZM229 150H231V149H229ZM234 150V151H235ZM251 150V149H250ZM249 150V151H250ZM253 150V149H252ZM250 151L249 153H251V152H253V151H255V150H253V151ZM136 151V150H135ZM134 151V153H136ZM138 151V150H137ZM160 151H162L163 152V155L165 156V157H167V156H169V157H167V159H168V161H170V163H161L159 160L161 159V158H158V156L157 155H160V153L162 154V152H160ZM174 151V152H173ZM204 151V152H203ZM237 151H235V152H237ZM243 151V153L244 152H246L247 153V151L245 150L244 151V149L242 150ZM242 151H240V152H242ZM262 151V150H261ZM143 152H144V154H143ZM156 152H158V154L156 153ZM165 152L168 154H165ZM169 152H172V153H175V155H173L172 153H170L169 154ZM204 153V155H201L199 158H198V155H200V154H203ZM226 152H225V154H226ZM235 152H233L234 153V156H236L235 154H237V153H235ZM259 151H257V153H258ZM198 153V155H197V157L196 156H194V154L196 155ZM206 153V154H205ZM222 153V155L224 156L225 154H223ZM230 153L233 155V153L230 151ZM243 153H241V154H243ZM246 153H244V154H246ZM248 153V154H249ZM257 153H256V155H257ZM261 153H263V152H261ZM191 154V155H192ZM221 154V153H220ZM220 154H219V156H218V159H220L221 161H222V159L220 158L221 156H220ZM243 154V155H244ZM247 154V157L248 156H251V154L250 155H248ZM253 154H255V153H252V156H251V158H253L254 156H253ZM163 155H160V156H162V159L164 158L163 157ZM175 157V158H173V156ZM191 155L189 156V157H191ZM213 154H211V155H208L207 157H205V159L207 158V160L209 159V156H212ZM238 156H239V154H237ZM255 155V156H256ZM131 156H133V158H134V160H135V158H137V160L138 161H141L140 163H144V164H146V165H144V166H147L146 167V171H143L144 169H145V167L143 166H141L140 164V166L142 167H139L138 168V166L139 165H137L138 163H137V161L135 162V164L137 165H135L137 168L135 169L134 168V165L132 164L133 162H131V164L133 165V167L132 166H129V167H132V168H129V171L131 172V173H128V172H126V168L127 167H125V165L123 164V162L122 161H130L132 158H131ZM145 156H147V158L145 157ZM181 156V155H180ZM226 156V155H225ZM224 156V157H225ZM231 156V155H230ZM229 156V157H230ZM233 156V157H234ZM259 156H263V155H259ZM148 157H151V159L150 158H148ZM171 157V158H170ZM196 157V158H195ZM224 157H223V159H224ZM240 157H244V158H246V156H240ZM142 158V159H141ZM225 158H227V157H225ZM231 158H232V156H231ZM231 158H229V160L231 159ZM235 158V157H234ZM234 158H232V160L229 162V160L227 161L226 159H224V161L226 162V164H227V166H228V163L230 164H233L234 162H236V161H239L238 159H241L240 160V163H237L236 164V166H234L233 165V169H234V174H232L233 172H231V171H233V170H231L230 171V173L232 174L231 176H235V174H236V172H239V171H235V168L238 166V164H241L242 163V158H237V160L236 161H234ZM249 158L250 157H248V162H250V161H252V159H250L249 160ZM257 158V157H256ZM256 158H253V159H256ZM141 159V160H140ZM175 161H174V160ZM200 159V160H199ZM203 160V162H204V164H205V162H206V168H207V161L206 160ZM211 159L213 160V162H214V159H213V156H212V158H210V160L209 161H211ZM216 159H217V157H216ZM215 159V160H216ZM217 159V160H218ZM228 159V158H227ZM133 160V161H134ZM172 160V161H171ZM216 160V161H217ZM156 161H158V162H160L161 163V165H164V166H166V164H169V165H167L166 167H167V169L169 170V168H168V166L170 167V169L171 170H169L170 171V173H171V171H173L174 172V176L176 177V178H174L173 179V177L174 176H172V180H170V178H169V175H168V170L167 169H165V171L167 172H165L164 171V169H163V167L162 166H158L159 168H160V170L161 171H164L163 172V175L164 174H166V175H164L165 177H167L166 179H169V182H168V180H165V178L163 179V177L164 176H160L159 177V179L161 180V178H162V181L163 180H165L164 182H161V181H158V182H160V184L157 182V181H155V184H157L158 183V185H160L161 186V192H159L160 190L159 189H157V187L156 188H152L151 186L153 185V183H152V179H153V177H154V174L152 175V171H156L157 172V169H156V164H160V163H158V162H156ZM161 161H164L165 162V159L164 160H161ZM174 161V162H173ZM180 161V160H179ZM209 161H208V163H209ZM254 162H255V160H253ZM257 161V160H256ZM260 161V160H259ZM150 162V163H151ZM172 162V163H171ZM200 162V163H199ZM225 162H223V164L225 163ZM228 162V163H227ZM243 162H245V160L243 161ZM264 162V161H263ZM262 162V163H263ZM125 163V162H124ZM176 163V164H175ZM179 163V164H178ZM211 164H213L212 162H210ZM209 163V164H210ZM216 163V162H215ZM214 163V164H215ZM222 163V162H221ZM252 163V162H251ZM251 163H249V164H251ZM260 162H256V164H259ZM130 164V163H129ZM173 166H172V165ZM191 164H193V166L195 167H193V166H191ZM203 164V163H202ZM243 164V163H242ZM241 164V165H242ZM245 164V163H244ZM249 164H246L245 166H249L250 168H251V166L253 165V167L255 166L253 163H252V165L250 166ZM179 166V168H178V166ZM172 166V167H171ZM176 166V167H175ZM204 166V165H203ZM202 165H201V167H203ZM216 166V165H215ZM221 166V165H220ZM224 166H225V164H224ZM232 166V165H231ZM230 166V167H231ZM259 166V165H258ZM157 167V168H158ZM173 167H175L174 168V170L175 171H177V169H178V172H177V174H175L176 172L174 171V170H172V168ZM185 167V168H184ZM197 167H200V166H197ZM208 167H210L209 165H208ZM214 167V166H213ZM213 167H211V170H213ZM229 167V166H228ZM229 167V168H230ZM238 167H241V166H238ZM125 168V169H124ZM144 168V169H143ZM181 168V169H180ZM184 168V169H183ZM194 168V169H193ZM205 167L203 168V169H205V171H207V169H206ZM217 168V167H216ZM220 168V167H219ZM223 168V167H222ZM225 168V167H224ZM229 168H227V169H229ZM244 168V166L242 165V170L244 171V172H247V168L248 167H246L245 169H243ZM248 168V171L249 170H251V171H249V172H251V174H253V173H255V171L253 170L252 171V169L253 168ZM256 167H254V169H255ZM163 169V170H162ZM203 169H201V171H199L198 170V172H202V170ZM231 169V168H230ZM229 169V170H230ZM237 170H240L239 168H236ZM134 170H136V171H134ZM159 170V169H158ZM160 170L158 171V172H160ZM209 170V169H208ZM221 170V169H220ZM223 170V169H222ZM242 170L240 171L241 172V175L243 174V172H242ZM186 171H185V174H187L186 173ZM190 171V172H189ZM215 171L216 170H214V173L213 174H215ZM226 171V170H225ZM138 172V173H137ZM208 172H210V170L208 171ZM222 172V171H221ZM248 172V173H249ZM257 172V171H256ZM262 172V171H261ZM260 172V173H261ZM126 173H128V177H127V175H126ZM135 173H136V175H135ZM141 173V175H139ZM230 173L228 174L229 176H230ZM247 173V174H248ZM172 174V173H171ZM191 174V173H190ZM190 174H188V175H190ZM209 174H211V173H209ZM213 174H211V175H213ZM222 174V173H221ZM225 173H223V175H224ZM238 174H240V173H238ZM245 174V173H244ZM246 174V177L248 176ZM250 174V173H249ZM249 175L250 176V178L249 177H247V178H249L250 179V182H251V176L252 175ZM256 174V173H255ZM255 174H254V176H255ZM258 174H259V172H258ZM258 174H256V176H258ZM263 174V173H262ZM130 175H131V177L133 178V179H130L131 177H130ZM135 175V176H134ZM137 175H139L138 177V181H140V177H142V179L141 180H143V182H142V184H141V181L140 182H138V185L136 186V188H135V186H131V189H130V186H129V184H134L135 182H136V176ZM173 175V174H172ZM180 175H182V174H179V177H178V179H179V181H178V184H176L177 186H176V188H175V186H173L175 189H176V191H174V192H176V194L178 195H173V193H171V196H173L174 198H175V196H176V198L178 197L179 198V196H181V198L180 199H183V201H184V199L185 198H187V201H186V199H185V201L186 202H188V197H189V195L190 196H192L193 198H194V196L196 197L197 195L196 194H198L199 195V193H201L202 191L203 192H209L210 190H212V192L213 193H215L214 192V190L210 187V186H208V185H206V183H204L205 185H204V187H203V184H200L202 181H203V179L205 180V178H203L202 179V181L201 182H198L197 183V178H192V177H189V179L188 180H185V178H186V176H188V175H183V176H185L184 178L182 177L181 178V180H180ZM202 175V174H201ZM217 174H215V176H216ZM241 175H239V177H241ZM136 177V178H134V177ZM156 177L154 178V180L155 179H157V177H158V175H155ZM191 176V175H190ZM215 176H213V177H215ZM218 176V175H217ZM227 176V175H226ZM260 176H262V175H260ZM264 176V175H263ZM152 177V179H150ZM198 177H200V175L198 176ZM204 177H205V175H204ZM212 177V176H211ZM211 177L209 178L208 176H207V178L209 179V180H211ZM218 177H220V175L218 176ZM239 177H237V175H236V177H235V180H237L236 178H238L239 179V184H240V187L241 186H243L244 184L242 183V185H241V182H244V177L245 176H243V178H242V180L243 181H241V179L239 178ZM129 178V180L131 181H133L134 180V182H129V181H127L126 182V179H128ZM190 178L192 179V181H191V183H189L190 182ZM217 178V177H216ZM215 178V179H216ZM228 178V177H227ZM234 177H232V179H233ZM255 178H257V177H255ZM255 178H253V176H252V179H255ZM258 178H259V176H258ZM159 179H157V180H159ZM183 179V180H182ZM187 179V178H186ZM193 179H196V183H194L193 182ZM221 179V178H220ZM231 179V177L229 178V180ZM151 180V181H150ZM176 182H174V181ZM185 180V181H184ZM258 180H261V179H258ZM257 180V181H258ZM181 181H183V183L181 184V183H179V182H181ZM216 181H217V179H216ZM232 181V185L234 184L233 182H236V186L238 187V183H237V181H233V180H231ZM245 181H247V180H245ZM254 181H256V179L254 180ZM253 181V182H254ZM157 182V183H156ZM193 182V183H192ZM250 182H248V183H250ZM140 183V184H139ZM145 183V185L143 186V184ZM151 183H152V185H151ZM172 183H174V184H172ZM185 183V184H184ZM257 183V182H256ZM255 183V184H256ZM179 184H180V188H179ZM217 184V183H216ZM220 184H221V182H220ZM225 184V183H224ZM223 184V185H224ZM247 184V183H246ZM245 184V185H246ZM254 184V185H255ZM142 185V190L139 188V186H141ZM151 185V186H150ZM157 185V186H158ZM226 185V184H225ZM224 185V186H225ZM232 185H231V187H232ZM250 185H251V183H250ZM254 185H252V186H254ZM159 186V187H160ZM167 186V185H166ZM215 186V185H214ZM235 186V185H234ZM235 186V187H236ZM137 187H138V189H140L142 192H137L136 190H137ZM215 187H217V186H215ZM236 187V188H237ZM177 188H179L178 190H177ZM204 188V189H203ZM227 188V187H226ZM236 188H234V190L233 191H235V190H237V192L235 191V193H238L239 191H238V189H236ZM243 188H245L246 189V187H244L243 186ZM243 188H241V190L243 189ZM247 188H249V186L247 187ZM262 188V187H261ZM132 189H136V190H132ZM228 189V188H227ZM245 189H243V191L241 192V195L245 192ZM170 190V191H169ZM215 190H216V188H215ZM239 190H240V188H239ZM179 191H181L182 193H183V195L184 194H187V197L186 196H183L182 195V193L181 194H179L180 192ZM186 191V192H185ZM229 191V190H228ZM247 191H248V189H247ZM246 191V192H247ZM258 191H260V190H258ZM166 191H164V193H167ZM222 192V191H221ZM256 192V191H255ZM223 193V192H222ZM232 193V195H233V192H231ZM250 193V192H249ZM162 194V193H161ZM169 194V193H168ZM202 194V193H201ZM204 194V193H203ZM207 194H209V193H207ZM246 194V193H245ZM248 194V193H247ZM261 195H262V193H260ZM158 195H160V197H158ZM228 195H229V193H228ZM231 195V196H232ZM235 195V194H234ZM234 195H233V197H232V199L234 198ZM230 196V197H231ZM240 196V195H239ZM239 196L237 195V197L239 198ZM257 196V195H256ZM183 197V198H182ZM204 197V196H203ZM211 197H212V195H211ZM215 197V196H214ZM217 197H219V196H217ZM221 197V196H220ZM236 197V196H235ZM246 197H248V196H246ZM260 197V196H259ZM169 197L167 196V198H166V201L167 200H170V199H168ZM191 198V197H190ZM189 198V199H190ZM205 198H206V195H205ZM213 198V197H212ZM222 198V197H221ZM224 198V197H223ZM229 198V197H228ZM264 198V197H263ZM162 199H164L165 200V198H162ZM161 199V200H162ZM172 199V198H171ZM192 199V198H191ZM204 199V198H203ZM202 199V200H203ZM225 199V198H224ZM232 199L230 198V200L232 201ZM240 199H242V196H241V198ZM260 199V198H259ZM176 200H178V199H176ZM198 200V199H197ZM207 200V199H206ZM226 200V199H225ZM228 200V199H227ZM239 200V199H238ZM243 200V199H242ZM241 200V201H242ZM251 200V199H250ZM262 200V199H261ZM163 201V200H162ZM165 201V203H167ZM171 202H173L172 200H170ZM169 201V202H170ZM184 201V202H185ZM192 201V200H191ZM195 201V203H197V202H199V201H197L196 202V200H194ZM236 201V200H235ZM234 201V202H235ZM240 201V200H239ZM249 201V200H248ZM168 202V203H169ZM180 202H182V200L180 201ZM218 202H220L219 200H218ZM226 202V201H225ZM254 202V201H253ZM164 202H163V204H165ZM167 203V204H168ZM190 204H191V202H189ZM192 203H193V201H192ZM195 203H193V204H195ZM210 203V202H209ZM208 203V204H209ZM227 203V202H226ZM229 203H231V202H229ZM236 203V202H235ZM234 203V204H235ZM237 203H239V202H237ZM161 204H162V202H161ZM165 205L166 206V208H168L169 206L168 205ZM170 204V203H169ZM173 204V203H172ZM187 205H185V203H184V205H185V207H186V209H187V206L189 205L188 203H186ZM197 204H199V203H197ZM200 204H201V202H200ZM204 204H205V199H204ZM217 204V203H216ZM221 204V203H220ZM224 204V203H223ZM233 204V203H232ZM242 204V202L239 204V205H241ZM260 204V203H259ZM174 205V204H173ZM178 205V204H177ZM176 205V206H177ZM180 205V204H179ZM207 205V204H206ZM206 205H204V208L205 209H207L209 212H212L213 213V211H214V209H209ZM229 205L231 206V204H228V206H226V207H229ZM243 205V204H242ZM251 205V204H250ZM181 206V205H180ZM193 206V205H192ZM162 207V206H161ZM190 207V206H189ZM188 207V208H189ZM197 207V206H196ZM202 207V206H201ZM232 207H236V206H233L232 205ZM256 207V206H255ZM258 207V206H257ZM163 208H164V206H163ZM170 209H171V207H169ZM174 208H175V206H174ZM173 208V209H174ZM198 208V207H197ZM221 208V207H220ZM223 208H224V206H223ZM236 208H238V207H236ZM239 208H242V207H240L239 206ZM253 208V207H252ZM199 209V208H198ZM216 209V208H215ZM231 210H232V208H230ZM244 209V208H243ZM254 209V208H253ZM155 210V211H154ZM167 210V209H166ZM175 211H176V209H174ZM173 210V211H174ZM180 210V209H179ZM181 210H182V208H181ZM180 210V211H181ZM190 210V209H189ZM227 210V209H226ZM235 210V209H234ZM238 210V209H237ZM240 210V209H239ZM247 210V209H246ZM262 210V209H261ZM162 211V210H161ZM178 211V210H177ZM177 211H176V213H177ZM191 211V210H190ZM204 211V210H203ZM202 210H201V212H203ZM228 211V210H227ZM159 212V211H158ZM158 212H156V213H158ZM179 212V211H178ZM229 212H231V213H234V212H232V211H229ZM229 212H227V214L229 213ZM246 212V211H245ZM161 213V212H160ZM167 213V212H166ZM222 213V212H221ZM224 213H225V211H224ZM169 214V213H168ZM170 214H171V212H170ZM173 214V213H172ZM172 214H171V216H172ZM178 214V213H177ZM181 214V213H180ZM215 214H217V213H215ZM215 214H213V215H215ZM160 215V214H159ZM164 215V214H163ZM176 214H174V216H175ZM210 216L212 215V214H209ZM208 215V216H209ZM165 216V215H164ZM163 216V217H164ZM173 216V217H174ZM179 216V215H178ZM183 216H185V215H183ZM186 216H187V214H186ZM189 216V215H188ZM202 216V217H201ZM200 217H198V215H197V220H199V218H202V224L204 225V226H209V225H211L212 224V222H211V220L209 221L207 218H206V213H205V215L204 214H202ZM161 217V216H160ZM182 216H180V218H181ZM204 217V218H203ZM217 217H218V215H217ZM225 217H227V215H225ZM229 217H230V215H229ZM247 217V216H246ZM251 217V216H250ZM158 218V217H157ZM162 218V217H161ZM165 218V217H164ZM175 218V217H174ZM173 218V219H174ZM177 218V217H176ZM179 218V219H180ZM211 219H212V217H210ZM235 218V217H234ZM242 218V217H241ZM178 219V218H177ZM194 219V218H193ZM216 219V218H215ZM223 219H225V218H223ZM229 219V218H228ZM232 219V218H231ZM247 219V218H246ZM159 220H161L160 218H159ZM162 220H165V219H162ZM167 220V219H166ZM183 220H185V219H183ZM225 220H227V219H225ZM224 220V221H225ZM249 220V219H248ZM171 221V220H170ZM170 221H168V222H170ZM173 221V220H172ZM201 221V220H200ZM200 221H196V223L197 222H200ZM229 221V220H228ZM235 221V220H234ZM164 222V221H163ZM220 222V221H219ZM226 222V221H225ZM236 222V221H235ZM260 222V221H259ZM154 223V222H153ZM162 223V222H161ZM175 223V222H174ZM223 223V222H222ZM229 223H231V222H229ZM253 223V222H252ZM156 224H158V223H156ZM165 224V223H164ZM177 224V223H176ZM192 224V223H191ZM198 224V223H197ZM197 224H195L196 226H198V225H200V223L197 225ZM227 224H228V222H227ZM234 224V223H233ZM232 224V225H233ZM236 224V223H235ZM260 224V223H259ZM153 225V224H152ZM155 225V224H154ZM189 225V224H188ZM220 227H222L221 229H223V226H222V224L220 223ZM156 226V225H155ZM163 226V225H162ZM171 226V225H170ZM174 226V225H173ZM190 226V225H189ZM192 226H194V225H192ZM228 226H229V224H228ZM252 226V225H251ZM165 228H166V226H164ZM200 227V226H199ZM256 227V226H255ZM191 228V227H190ZM204 228V227H203ZM157 229V228H156ZM206 229H207V227H206ZM206 229L204 228L203 230H205L204 231V233L206 234ZM234 229H235V227H234ZM162 230H165V229H162ZM190 230L191 229H189L188 231V235H189V233H190ZM193 230V229H192ZM203 230H201L202 232H203ZM225 230H226V228H225ZM261 230H263V229H261ZM157 231V230H156ZM159 231V230H158ZM196 231V230H195ZM221 231H223V230H221ZM227 231V230H226ZM225 231V232H226ZM240 231V230H239ZM183 232H185V231H183ZM192 232V231H191ZM210 232L211 231H209V234H210ZM213 232H214V230H213ZM224 232V231H223ZM224 232V233H225ZM152 233V232H151ZM156 233V232H155ZM154 232H153V234H155ZM175 233V232H174ZM193 233V232H192ZM192 233H190V234H192ZM204 233H203V235H204ZM215 233V232H214ZM228 233V232H227ZM255 233V232H254ZM162 234H164V233H162ZM179 233L177 232V236H179L178 235ZM187 234V233H186ZM202 234V233H201ZM230 234V233H229ZM259 234V233H258ZM261 234V233H260ZM158 235V234H157ZM180 235H183L182 233H180ZM188 235H187V237H188ZM200 235V234H199ZM198 235V236H199ZM166 236H167V234H166ZM165 236V237H166ZM170 236H172V235H170ZM217 236V235H216ZM221 236V235H220ZM256 236V235H255ZM255 236L253 237V239L255 238ZM175 237V239H177V238H179V237H177L176 238V235L174 236ZM183 237V236H182ZM182 237L181 238H179V242H180V240H182ZM186 237V236H185ZM192 237V236H191ZM201 236H199V237H197V238H200ZM209 237H213V235L212 236H209ZM161 238V237H160ZM173 238V237H172ZM196 238V237H195ZM239 238V237H238ZM257 238V237H256ZM255 238V239H256ZM169 239V238H168ZM174 239V238H173ZM190 239V238H189ZM244 239H246V238H244ZM252 239V240H253ZM258 239V238H257ZM262 239H264L263 237H262ZM171 240V239H170ZM188 240V239H187ZM197 240V239H196ZM210 240V239H209ZM232 240V239H231ZM241 240V239H240ZM155 241V240H154ZM165 241V240H164ZM163 241V242H164ZM184 241V240H183ZM198 241H200L199 239H198ZM204 240H202V242H203ZM211 241V240H210ZM238 241V240H237ZM247 241V240H246ZM248 241H249V239H248ZM166 242V241H165ZM176 242V241H175ZM178 242V241H177ZM176 242V243H177ZM192 242V241H191ZM195 242V241H194ZM205 242V241H204ZM240 242V241H239ZM166 243H168V242H166ZM196 243H197V241H196ZM201 243V242H200ZM199 243V244H200ZM206 243V242H205ZM214 243V242H213ZM245 243V242H244ZM250 243L251 242H249V244L248 245H250ZM257 243V242H256ZM160 244V243H159ZM175 244V243H174ZM180 244V243H179ZM182 244V243H181ZM237 244V243H236ZM239 244V243H238ZM242 244V243H241ZM144 244H142L141 246H143ZM148 245V244H147ZM172 245V243L169 245V246H171ZM176 245V244H175ZM193 245V244H192ZM191 245V246H192ZM201 245V244H200ZM212 245H214V247L215 246H217V247H215V248H219L217 251H219V254L221 253L222 254V252H224L223 254H222V261H225V263H226V261H227V259H229L230 258V254L232 253L231 251V253L229 252V251H225V248H224V250H222L223 248L221 247H218V245L216 244V243H214V244H212ZM247 245V244H246ZM155 246V245H154ZM153 246V247H154ZM159 246V245H158ZM167 246V245H166ZM177 246V245H176ZM180 246V245H179ZM189 246V245H188ZM206 246V245H205ZM144 247V246H143ZM142 247V248H143ZM150 247V246H149ZM178 247V246H177ZM245 247H247V246H245ZM245 247L243 246V251H245L244 249H245ZM251 247V246H250ZM254 247V246H253ZM152 248V247H151ZM157 248H159V247H157ZM170 248V247H169ZM171 248H172V246H171ZM173 248H175V247H173ZM180 248V247H179ZM185 248V247H184ZM188 248V247H187ZM190 248V247H189ZM191 248H193V247H191ZM199 248V247H198ZM237 248V247H236ZM160 250H161V247L159 248ZM158 249V250H159ZM166 249H168V247L166 248ZM255 249V248H254ZM253 249V250H254ZM148 250H149V248H148ZM157 249L155 248V250L153 251V250H151V251H153L152 252V254L154 253H156L155 251H156ZM158 250H157V253H158ZM159 250V251H160ZM185 250V249H184ZM187 250V249H186ZM191 250V249H190ZM220 250H221V252H220ZM252 250V249H251ZM169 251V250H168ZM171 251V250H170ZM192 251V250H191ZM213 251H216V250H213ZM212 251V253H214ZM216 251V252H217ZM242 251V252H243ZM249 251V250H248ZM146 252V251H145ZM163 252V251H162ZM165 252V251H164ZM184 252V251H183ZM239 252H241V250H239ZM245 252H247V251H245ZM253 252V254H254V251H252ZM149 253H151V252H149ZM166 253H168L167 251H166ZM176 253V252H175ZM251 253V252H250ZM164 254V253H163ZM163 254L161 255V256H163ZM176 254H178V253H176ZM185 254V253H184ZM187 254V253H186ZM225 254H227V258H226V255ZM237 253H235V255H236ZM240 254V253H239ZM141 255V256H140ZM148 255V254H147ZM157 255V254H156ZM158 255H159V253H158ZM169 255V254H168ZM174 255V254H173ZM194 255V254H193ZM208 255V254H207ZM230 255V256H229ZM260 255V254H259ZM160 256V257H161ZM175 256V255H174ZM179 256V255H178ZM178 256H177V258H178ZM188 256H189V253H188ZM191 256V255H190ZM196 256V255H195ZM144 259V260H142V258ZM153 257V256H152ZM186 257H187V255H186ZM245 257V256H244ZM147 258V257H146ZM157 258H158V256H157ZM173 258V257H172ZM181 257H179V259H180ZM188 258V257H187ZM196 258V257H195ZM241 258V257H240ZM249 258H250V256H249ZM152 259H154V257L152 258ZM151 259V260H152ZM165 259V258H164ZM183 259V258H182ZM182 259H180V260H182ZM220 259V258H219ZM231 259V258H230ZM236 259V257L235 258H233V260H235ZM248 259V258H247ZM171 260V259H170ZM193 260V259H192ZM199 260H201V259H199ZM162 261V260H161ZM171 261H173V260H171ZM175 261V260H174ZM195 261V260H194ZM213 261V260H212ZM219 261H221V260H219ZM246 260H243L242 262H244V263H246L245 262ZM153 262V261H152ZM159 262V261H158ZM167 262V261H166ZM178 262L180 263L181 261H179L178 260ZM199 262V261H198ZM202 262V261H201ZM238 262V261H237ZM176 263V262H175ZM182 263V262H181ZM180 263V264H181ZM187 263V262H186ZM195 263V262H194ZM214 263H215V261H214ZM219 263V262H218ZM231 263H233L232 261H231ZM234 263H235V261H234ZM155 264H156V262H155ZM161 264V263H160ZM206 264V263H205ZM208 264V263H207ZM211 264V263H210ZM213 264V263H212ZM216 264V263H215ZM238 264V263H237ZM239 264H240V262H239ZM248 264V263H247ZM251 264H253V263H251Z\"/></svg>",
  "mask_w": 264,
  "mask_h": 264
},
{
  "label": "rangeland",
  "instance_id": "rangeland-1",
  "mask_svg": "<svg viewBox=\"0 0 264 264\" xmlns=\"http://www.w3.org/2000/svg\"><path fill=\"white\" fill-rule=\"evenodd\" d=\"M70 1V2H69ZM83 1V2H82ZM107 2H105V0H104V3H102L103 2V0L101 1V0H20V2H18V4H20V7L18 8V6L16 7V9H15V13H14V18H13V22H12V31L10 32L9 31V33H8V35H6V34H4L3 35V37H2V40L0 41L1 42V45H0V71H2V72H0V79H2V77H3V79L5 78V80H0V84H1V87H2V85H3V87L2 88H0V93H2V95L0 94V106H6V107H9V106H13L14 104H12V105H10V103L14 100H17L19 97H20V95L21 94H23L22 96H24L26 99L25 100H27L28 99V101H30L29 100V98H28V93H30V91L32 92V90H33V83H34V75H32L33 73H32V71H30L29 69H27V71H26V73H24V75L22 74V76H20V77H22L21 78V82H22V85L20 84V80H18V79H20V77H18V76H13V74H12V72H9V71H11V69H10V67L12 66V64H14L15 63V60H14V58L13 57H11L10 55L13 53L12 51L14 50L13 48H12V42L11 41H13V43L15 42V45L14 46H16L17 44H18V42L20 41V39L22 38H25V40H27V38H26V36L27 35H29V34H31L32 33V31L31 32H29V29L30 30H33V29H35V31H37L36 29H37V25L38 24H43L44 26L43 27H46L45 28V30H44V33H43V36H45L51 29H53L54 30V32H55V34L56 35H59V37H62V36H72V39H76L77 38V35L79 34L78 32L79 31H76L77 30V20L78 19H82V20H86L88 23L90 22V24H92V25H94V26H97V25H95V24H98V26L97 27H99L101 30H102V32H104V29L106 30V32L108 33V32H110L111 31V29L113 28H115L116 26V28H118V26L120 27V25H121V22L123 21V17H124V23L122 22V25L124 26L123 28H125L126 27V29H127V32H130L131 30H132V28H133V22L134 21H137V22H134V23H138L137 25H142L141 23L143 22V24H146L147 25V28L148 29H151L152 30V27L154 26V22H155V26L157 25L158 26V28L159 27H162L161 26V24L163 25V23H166L167 22V18L169 17V15L171 16V17H169V20H170V24H171V26L174 28V31H175V38L173 39V41H175L174 43H175V47H174V49H173V47H171L170 48V52H174L175 54H179L180 52L179 51H181V52H183V48L181 47V46H183L182 44H183V42H185V44H186V40H185V38H183V35H184V33H185V37L186 38H188V45L190 46V48L188 49V50H186L185 52H183V53H180L178 56H180L181 54L183 55H186V58H187V60H188V64H184V66L182 65H180V66H177V68H176V64H174V62L172 61V62H170L169 60L170 59H165V60H163V61H165V62H161V60H159L158 59V61L156 60L157 58L154 56L153 57V54H152V52H148V51H150V49L148 48V45L150 46H152L153 44H151V42L152 43H154V45L152 46V48H158V49H160V47H161V45L163 44V45H166L167 46V43L163 40V39H161L160 40V37L157 39V37H158V28L157 27H155V28H157V29H155V28H153V30H152V32H151V37H152V39H150L151 37H148V39H147V41H148V44H147V42H146V40H142L140 43H139V52H140V54H141V51H142V53L143 52H145L146 54H145V57L146 58H148V56L149 57H152L153 58V63H156V64H158L159 65V69H160V75L162 76V73L163 72H165V76H164V74H163V76H164V78H163V76H162V78L159 76V73L158 74H156L155 75V77L152 79L151 77H150V80H151V82H149V83H147L145 86H144V90L143 89H139L137 92H136V90H134L133 92H132V97L134 98V96H135V98H136V100L135 99H133L132 97H131V101L129 102V103H127L128 101H129V99H127V97H126V100H125V102L126 103H124V98H123V96L122 95H119V93L120 92H118L119 91V84H117L118 82H119V77L118 76H120V74H121V72H122V70H121V67H122V65L121 64H119V63H121L122 61H124L125 60V58H124V56H117L116 54H113V55H111L110 53L108 54V53H105L104 55L106 56L105 57V59H103V63L99 60V58H97L99 61L98 62H96L97 61V59H95L94 60V62L92 61V63H94V64H92V66H91V69H92V67H93V70H95V69H97L98 71L99 70H101V72L99 71V73H100V75H101V73H102V79H104V77H108V74L110 75L109 77H108V81H110V84L112 85H109V89H111L110 87H112V91L110 90L109 91V93L111 94L110 95V97H109V101H108V99H106V101L104 102V105H105V103L107 102L108 103V105L110 104V101H111V103L113 104V101H114V104H121V105H111L112 107L113 106H117V110L119 111V109H120V111L118 112L117 110H116V112L113 110L114 108H111V106H109L108 107V105H106L108 108H111V109H109V111H113V112H115L116 114V116H115V118H117V114H118V116L120 115L121 116V112L123 111V114H125V112H124V110H126L127 111V109H131V113L133 114L134 113V111L136 112H140L139 111V109H141L140 107L139 108H135L136 106H141V104H142V106L144 107L143 109H145V105L146 104H148V103H150L149 101L153 98V100H155L154 101V103L156 104H154V106L151 108V107H149L150 106V104L149 105H147L146 106V109L144 110V111H142V113H141V115L144 113V115H142V117H144V118H140V114H138L137 112V115H136V113H134L135 114V116H137V118L136 117H134L133 115H131V113L130 114H128L129 112H126L127 114H125V115H123V116H119V121H118V118L117 119H113V120H115V121H117V122H121V124H122V121H123V126L125 125V128L122 126V125H120V126H122V127H118L120 130H118V131H114L117 127L115 126V125H119V124H117L115 121H114V123L115 124H111V123H113V121H111L112 119L111 118H114V114L113 115H111V113L109 112L108 113V108H106V106H104L103 108H102V106H103V104L102 103H100L99 105H101L102 104V106H100L101 107V109H100V107L98 108V110H101V111H99V112H102L103 110H107V112H102L103 113V116H102V113L99 115L98 114V111H96L97 110V108H96V106H95V108H94V110H95V112L93 111V110H91L90 111V109H88V110H86V108H85V110H84V112H91L92 113V111H93V113L91 114L90 113V116H91V118L93 117V119H94V123H95V120L97 119V120H100L99 122H100V124H101V127H103V129H104V131H103V133H105V135H107V136H109L111 139H113V138H115V135H116V137H119V138H115V141H114V139H113V141L114 142H116L115 144H116V146H117V149L118 150H121V151H123V146H122V142H121V133L122 132H125L126 134L128 133V132H130V134H134L135 133V135H133V136H130V134L128 133L127 134V136H128V139H129V150H131L132 151V155L133 156H136L137 155V158L139 159V157H143V156H141L142 155V151H143V149H145L147 146V144L145 145V143L146 142H148V141H150V140H148L151 136H150V134L156 129L155 127H157V128H159L160 126H161V121H162V124H163V126H164V129H162V130H164V131H160L159 132V129L158 130H155V131H158V133H160L159 135H158V138L160 137V139L162 140L163 138V136H164V133L163 132H165V131H167L168 129H169V127L170 126H168L169 125V121H170V119H167L168 120V125H167V127H166V124H165V122L167 121V120H165L164 121V119H166V118H169L168 116L166 117V115H167V113L164 111V113L163 112H160V113H162V114H165V116L163 115H161V114H159V112L158 111H156V108L158 109L159 107H158V105L160 106V107H162V109L160 108L159 110H165L167 107V112L169 111V109H171L172 107L174 108L176 105H180L179 104V102H178V100L181 102L182 100L185 102V100H184V98L186 97V95H188L187 94V92H188V90H192L191 89V87H194V85L196 84L197 85V82H203V81H196V78L198 79V76H200V73H202V71L204 70L203 68H207L208 66V64L206 65V66H203V65H205V60H209V62H210V60L213 58V56L215 55V59L217 58L216 56H218L219 57V60L220 61H222V63H226V62H228L227 64H229V66L227 65V64H225V66H224V64H222L221 66H224V68L225 67H227L228 66V68H227V71H226V73L227 74H225L224 72V74H222L223 76L224 75H228L229 73V69L231 68V71H230V74L227 76V79H226V76L225 77H222V78H225L226 80H228V81H226V83H227V85H222L224 82L222 81L221 82V79H218V81L220 80V83H222V84H217V81H216V78H219V76L217 77V73H215L216 74V78H214L215 77V74H213V78L215 79H213L212 78V76H208V78L206 79V77H205V80L206 81H208V80H210V78L211 79H213L214 81V83L217 85V87L218 86H220L219 88H215L216 87V85L213 87V88H215V90H213V89H211L212 87V85L214 84V83H212V85L211 86H209L208 84V88H209V90H208V88H207V85H203V86H206V88L204 87L203 88V90L205 89V92H206V90H207V92H209L210 91V89L211 90H213V92H215V93H217L216 91L219 89H221L223 86H227L226 88H227V90H226V92L223 94L222 92L223 91H225V87L223 88V89H221L222 91L220 92V91H218L219 93V95L220 94H222V97L223 98H221V96H220V99H222V102L223 101H227L228 100V102L231 104V105H228V106H232V108H230V109H232V110H234L233 108H234V104H235V106L237 105V103H240L239 104V108L238 109H235V111H231V116L233 117V114L235 113V112H237V110H238V113H236V114H238L237 116H239L241 119H243L244 117H245V119H247L246 121H247V128H246V124L245 125H243V126H245V127H242V126H240L239 127V124H238V126H237V129H235L234 127H232V125H233V123H235L236 122V124L238 123V121H236V119L234 120V121H231L232 120V117H230V116H228V114H229V112H227V111H230V110H227V109H223V107L224 106H226V104H228V103H225V102H221L222 103V105H223V107H213L212 109H210V107H212V106H210V107H208V106H206V105H210L211 104V97L212 96H216V94H213V92L212 91H210L209 93L210 94H206L205 92H203V93H201L202 94V96H203V94H205V96L207 95L208 97L210 96V95H212L211 97H210V103H208V101H206V104H205V106L204 105H202L201 103H203V102H201L200 103V101L202 100V99H204V98H202L201 100H199L200 99V97L199 98H196L197 97V94L198 95H201V94H199V92H200V90H198L197 89V86H195V88L198 90L197 92L198 93H195L194 94V96L192 95L196 90H194L195 88H193V92L192 93H190V95L191 96H193L195 99H198L199 100V103L200 104H198V100H196V105H198L197 107L195 106H193V102L195 103V99L193 98V97H190V96H188V98L190 99V102H191V104L189 105L188 103H190V102H187V105L188 106H186V105H184V102L182 101L181 103H183V106H186V108L189 110V108L191 107L192 109H195V110H191V112L193 113H191L190 111L188 112V113H190L191 114V116L190 115H188L187 117L188 118H191L192 117V115H193V117L195 118V119H197V120H201L203 117H201L202 116V114H201V109H205V110H207V107H208V109H210V110H213L212 112V114H211V112H210V110L207 112L208 113V115H210L211 117H212V115L214 114H218L219 112H220V109H221V111L222 110H224L222 113L223 114H221L222 116H220V117H215V118H217V119H215L214 118V120H211L210 122H208L209 120H206V119H204V121L207 123L208 122V129L207 130H209V128L211 127L210 125H213L212 127H214V129H216V132H213L214 134H215V136L217 137L218 135H220V137L219 138H221V137H223L222 139L224 140V138H225V134L227 133V139H228V141H227V139L226 140H224L223 142H224V144L222 145V143L220 144L218 141H217V139L218 138H215V136L213 137V139H216L215 141H217L220 145H222V149H224L223 151H225L226 152V150L229 148V146L231 147V148H229V149H231V150H229L228 149V151H229V155H228V152H226V154H225V152L223 153V152H220L219 153V151H218V145H216L217 143L215 142V143H213V141H211L212 143H213V145L215 144V146H217V150L215 151H213L212 149L213 148H211V143L210 144H208V146L211 148V149H209V151L207 152V153H209L210 152V150H212L213 152H210V154H208V155H211V154H213L212 156H213V159L215 158L216 159V157H217V159H218V156H219V154H220V158L222 159V161L220 160V159H214V162H213V160L211 159V161H209L210 160V158H212V156H209V159L207 160V156H205L204 155V151L202 152L203 154H200V155H198V153L195 155L194 154V156H196L197 157V155H198V158L201 156V155H204L205 157H207L206 159H205V157H204V159L207 161V164L210 166V167H208V165H207V168L210 170V172H208L209 170L206 168V162H205V164H204V162H203V160L204 159H202V157L203 156H201V163H200V165L198 164V159L197 160H195V164L194 165H196L195 167L196 168H201V169H203L204 167L207 169V171H205V169H203L202 170V172H198V170L199 171H201V169H197L196 170V173H198L197 174V177H194V176H196V175H194L193 173V170L192 169H189V168H191L190 167V163H194L193 161H191L192 160V158H194V157H192L193 156V154H192V152H194V153H196V152H198L197 150H196V148H195V144L197 145V142H195V144L193 145L192 143H194V141H197V139L199 138V137H202L203 135V133L202 134H200L199 133V131L200 132H202V130H200L201 129V124H202V122H203V120H201L200 122H201V124L199 125L198 123H200V122H198L197 120V122L195 121V124H194V122H193V125L192 124H190V123H180L181 125H179L178 123H179V121H181V117H182V115H181V113L182 114H184L183 112H180V111H182V109H180V107H178V109H180V110H176V107H175V110L177 111V114H178V112L180 113V114H176V116L177 117H180V118H178L177 120L178 121H175L173 118L175 117V114L173 115L172 114V112L174 111V109H173V111H172V109L170 110V112H168V113H171V115H172V119L171 120H174L173 122H178L177 123V127L175 126V129L177 128V130H178V128H180L181 126H183L184 127V124H187V125H189V127H191V125L192 126H197V128H196V130L197 129H199V130H195L197 133V136L200 134V135H202V136H196V134H194L195 136H194V138H197L196 140H194V138L192 139L191 137H189V139L188 140H190V142H188V140L187 141H185V143L186 142H188L189 143V146H191V144H192V147L194 146V150L192 149H190V153H188V152H184V150H182L183 148H182V146L180 147V144H182V143H180L181 142V140H180V138H179V143H178V141H176V137H174L175 135L178 137V136H180V133H177V130H175L176 132H174L173 134L171 133V135H169L170 134V132L172 131V128H170L171 130L170 131H167V132H169L167 135V137L168 138H170L171 136H173V138H175V141L179 144V147H180V149L182 150L181 151V153L179 154L178 153V155L179 156H177L178 158L180 157L181 159H173L175 162H179L180 164H183V163H181V161L183 162V155L184 154H182L183 152L185 153V155H184V160L186 159V155H187V153L188 154H192L191 155V157H189L190 155H188V158L190 159L191 158V160H189L190 162L188 163V165L189 166H187L186 165V168H188L187 169V171L188 170H192V172H190V173H188L187 171H186V168L184 169V170H180L181 172L182 171H184V173L182 172V173H179L178 172V169H177V171H175L174 170V168L176 167H173L172 168V170H174L176 173L175 174H177V172H178V175H176V176H178L179 177V174H182V175H180L181 177H180V180H181V178L183 177H185L186 175H188V174H190V175H188V176H186V178H185V180H188L189 179V177H192V178H197L198 180H197V183L198 182H201L202 181V179L203 178H205V180L203 179V181L200 183V184H203V187H204V183H206V185H208V186H210L213 190H214V192L215 193H213L212 192V190H210L209 192H201V193H199V195L198 194H196L197 196L195 197L194 196V198L192 197V196H190L189 195V197H188V202H186L187 201V198H185L186 199V201H185V199H184V201H183V199H180L181 198V196H179V198L177 197L176 198V196H175V198L173 197V196H171V193H173L174 191H176V184H178V181H179V179H178V177H177V179H175V180H177L175 183L176 184H174V183H172V184H174L173 186H175V188L173 187V186H170L172 189L171 190H173L172 192H167L168 190H167V188H169V184H170V182H169V179H166L167 177H165L164 175H166V174H164L163 175V172L165 171V169H167V165H169V164H166V166H164V165H161V163L163 164V163H170V161H168V159H167V157H169V156H167V157H165L164 155H163V150H164V146H165V143H164V145L162 144L161 145V147L163 148V150L162 151H160V152H162V154L160 153V155H163V159H162V156H160V155H157L158 156V158H161L159 161L161 162H158V161H156V162H158V163H160L159 165L158 164H156V166L158 167V166H162L163 167V169H164V171H161L160 170V168L158 167H156V169H157V172L155 171H152V175L154 174V177H153V179H152V177L150 178V179H152V183H153V185H152V183H151V187L153 188H156L157 187V189H159L160 191L159 192H161L162 190H163V192H161V193H158V194H160L161 195V197L164 195V197H162V198H165V200L164 199H162V198H158V199H155V201L156 200H159L160 202L157 204L158 206H156V205H154L155 207H154V209H156L157 211H155L154 212V214H153V218H154V220H157V222L156 221H153V222H147L150 226H151V231H150V234H149V236H148V238H147V240L146 241H144L143 240V237L141 236V239H140V241H139V243H138V246L140 247V249L142 250L141 251V253L140 254H146V257L144 256V259H148V257H149V261H150V264H155V262H156V264H180L181 262V264H239V262H240V264H251V263H253V264H264V239H262V237L264 238V147H263V140H264V133H263V129L259 126V123H260V125L262 126L263 124H264V94H263V92H264V52H263V49H264V0H187V1H185L184 3H186L185 5L183 4V2H182V6H181V1L178 3V1L177 0H123V2H125V4L124 5H126V3H127V5H126V7L123 5V2H122V0H106ZM115 1H116V3H115ZM174 1H176V2H174ZM184 1V0H183ZM211 1H212V3H211ZM246 1V2H245ZM36 2V3H35ZM73 2V3H72ZM156 2V3H155ZM38 3V4H37ZM76 3V4H75ZM108 3V4H107ZM120 5H119V4ZM129 3V4H128ZM165 3V4H164ZM202 3H203V5H202ZM66 4H68V5H65ZM106 4L109 6V8H107V6H106ZM149 4V5H148ZM156 4H158V5H156ZM162 4H163V6H162ZM177 4H179V5H177ZM214 4V5H213ZM22 5V6H21ZM72 5V6H71ZM77 5V6H76ZM88 5V6H87ZM96 5V6H95ZM119 5V6H118ZM63 6V7H62ZM67 7V8H65V7ZM95 6V7H94ZM111 6L113 7V8H111ZM126 8V10L125 9H123L124 7ZM154 6V7H153ZM160 7L161 6V8H160V10L162 9H165V10H161V11H159L158 9L159 8H157V7ZM21 7H23V8H21ZM52 7V8H51ZM71 8V10L72 11H70V8ZM75 7V8H74ZM78 7V8H77ZM89 7V8H88ZM98 7V8H97ZM120 7V8H119ZM163 7V8H162ZM165 7V8H164ZM169 7H170V9H169ZM180 7H185V8H187L188 7V9H186V11H188V12H184V10H185V8H183V9H181ZM202 7V8H201ZM40 8V12L38 11V9ZM49 8H50V11H49ZM54 8H55V10H54ZM61 8V9H60ZM114 8H116V9H114ZM153 8V9H152ZM181 9V11H183V13L182 12H180V9ZM75 9H76V11H75ZM99 9H101V10H99ZM108 9H109V11H108ZM113 9V10H112ZM121 9V10H120ZM178 9H179V11H178ZM202 9V10H201ZM35 12H34V11ZM37 10V11H36ZM56 11L57 10V12L58 11H61V13L60 12H58V14H57V12H53V11ZM63 10V11H62ZM69 10V11H68ZM93 10V11H92ZM115 10V11H114ZM119 10V11H118ZM128 10V11H127ZM170 11V14L168 13L169 11ZM190 10V11H189ZM47 11V12H46ZM52 11V12H51ZM98 11H99V13H98ZM121 11V12H120ZM125 11H126V14H125ZM139 11V12H138ZM148 11H152V13L154 12L155 14H153L152 16L154 17V21L153 20H151V19H153V17L152 16H148V15H151L152 13H150V12H148ZM197 11V12H196ZM202 11H203V13H202ZM259 11V12H258ZM28 12H30V13H28ZM48 12H50L51 13V15H50V13H48ZM66 12L68 13V14H66ZM136 12V13H135ZM164 12V13H163ZM174 12V13H173ZM196 12V13H195ZM39 13V14H38ZM48 13V14H47ZM53 13V14H52ZM65 13V14H64ZM72 13V14H71ZM74 13V14H73ZM83 13V14H82ZM94 13V14H93ZM101 13H103V14H101ZM108 15H107V14ZM114 13H116V15H117V17L116 16H114ZM122 15H121V14ZM135 13V14H134ZM149 13V14H148ZM160 13H163V15L162 14H160ZM182 13V14H181ZM185 13V14H184ZM189 13H191V14H189ZM62 14V15H61ZM92 14V15H91ZM129 14V15H128ZM134 14V15H133ZM167 16H165V15ZM189 14V15H188ZM194 14H197L198 15V17H197V15H195L194 16ZM32 15V17H30ZM42 15H45V16H42ZM52 15H53V18H52ZM65 17H64V16ZM67 15V16H66ZM69 15H70V17H69ZM76 15V16H75ZM100 15V16H99ZM128 15V17H126ZM155 15L157 16V17H155ZM166 19V21H163V22H161L164 18L162 17V16ZM39 16V17H38ZM51 17V18H48V17ZM61 16V17H60ZM92 16V17H91ZM108 16V17H107ZM111 16V17H110ZM120 16H122V17H120ZM136 16H140V17H136ZM143 16H144V18H143ZM176 16H178V17H176ZM215 16V17H214ZM56 17V18H55ZM96 17V18H95ZM101 17V18H100ZM115 17V18H114ZM125 17H126V19H125ZM130 17V18H129ZM136 17V18H135ZM163 18V19H161V18ZM248 17V18H247ZM38 18V19H37ZM45 18H47V19H45ZM59 18V19H58ZM75 18V19H74ZM95 18V19H94ZM100 20H99V19ZM110 18H112V19H110ZM121 18V20H119ZM128 18V19H127ZM141 18V19H140ZM179 18V19H178ZM50 19V20H49ZM56 19V20H55ZM73 19V20H72ZM95 21H94V20ZM150 19V20H149ZM160 19V20H159ZM164 19V20H165ZM193 19H194V21H193ZM33 20L34 22H36L35 24H36V26L34 27L33 25H31V24H33L34 22L31 21ZM36 20V21H35ZM41 21V22H37V21ZM51 20L53 21V22H51ZM67 20V21H66ZM71 20L72 21H74V22H71ZM98 22H97V21ZM102 20V21H101ZM106 21V22H104V21ZM112 20H113V22H112ZM117 20H119L118 22H117ZM127 20V21H126ZM142 22H141V21ZM143 20H145V21H143ZM159 21V23H158V21ZM177 20V21H176ZM186 20H188L187 22H186ZM216 20V21H215ZM217 20H219V21H217ZM17 21V22H16ZM30 21V22H29ZM42 21L44 22V23H42ZM48 22V24H47V22ZM121 21V22H120ZM138 21H140V22H138ZM153 22V26H151V22ZM175 21V22H174ZM190 21V22H189ZM193 21V22H192ZM198 21V22H197ZM225 21L227 22V23H225ZM16 22V23H15ZM56 22V23H55ZM161 22V23H160ZM179 22V23H178ZM191 22H192V26H190L191 25ZM218 22H219V24H218ZM221 22V23H220ZM223 22V23H222ZM45 23H46V25L47 26H45ZM75 23V24H74ZM116 25H115V24ZM157 23V24H156ZM188 25V23H189V26L190 27H192V28H194V29H192V28H190L189 26L187 27V25ZM225 23V24H224ZM71 24V25H70ZM100 24H102L101 26L103 27H101L100 26ZM112 24V25H111ZM118 24V25H117ZM135 24V25H136ZM197 24V25H196ZM198 24H200V25H198ZM206 24V25H205ZM210 24H212V25H210ZM28 25H30V26H28ZM66 25V26H65ZM76 25V26H75ZM104 25H105V27H104ZM122 25H121V27H122ZM146 25H144V26H146ZM166 25H168V23H166ZM178 26V27H176V26ZM195 25V26H194ZM214 25H216V26H214ZM217 25H219V27L217 26ZM221 25L222 26H224V27H226V28H224V27H221ZM42 26V25H41ZM50 26V27H49ZM62 26V27H61ZM63 26H65L64 28H63ZM108 26V27H107ZM111 26H113L112 28H111ZM183 26V27H182ZM185 26V27H184ZM194 26V27H193ZM200 28H199V27ZM203 26H205V27H203ZM24 27V28H23ZM26 27H27V30H24V29H26ZM42 27V28H43ZM57 27V28H56ZM74 27H76V28H74ZM164 27H167V26H165L164 25ZM196 27V28H195ZM197 27H198V29H197ZM211 27H214V28H211ZM221 27V28H220ZM29 28V29H28ZM58 28H59V30H58ZM69 28V29H68ZM111 28V29H110ZM176 28H179V30L177 31V29ZM185 28V29H184ZM188 28V29H187ZM191 30H193L192 31V35H190L191 33H190V29ZM203 30H202V29ZM206 28H208V29H206ZM220 28V29H219ZM223 28V29H222ZM61 29V30H60ZM154 29L157 31V35L155 34L156 33V31H154ZM187 29V30H186ZM214 29V30H213ZM218 31V33L216 32V30ZM66 30V31H65ZM79 30V29H78ZM185 30V31H184ZM200 30H202L203 31V33H202V31H200ZM26 31H27V33H26ZM34 31V30H33ZM70 31V34H68V32ZM176 31H177V33H176ZM180 31V32H179ZM187 31V32H186ZM188 31H189V33H188ZM196 31H200V32H197V33H199V34H196L195 35V32ZM206 31H208V32H206ZM214 31V32H213ZM29 32V33H28ZM62 32L64 33V35L62 34ZM179 32V33H178ZM194 32V33H193ZM206 32V34L210 37V38H208V37H206V35L204 34ZM78 33V34H77ZM201 33L203 34V36H204V38L206 37V39H205V41L208 39V41L209 42H212L213 40H214V38H215V40H214V42H212V44L211 43H209L208 41V43L211 45V46H213L214 45V43H216V41L218 42V44L216 43L215 45V47L214 48H217V46H218V51H216V50H214V48L213 47H211L209 44H207V42H205L204 40H203V37H202V35H201ZM18 34H19V36L20 37H18ZM26 34V35H25ZM176 34H177V36H176ZM188 34V35H187ZM215 34H217V35H215ZM153 35V36H152ZM181 35H182V38L185 40H183V39H180L181 38ZM187 35V36H186ZM198 35V36H197ZM215 35V36H214ZM6 36V37H5ZM157 36V37H156ZM195 36V37H194ZM196 36L197 37H201V38H196ZM221 38H220V37ZM153 37H156V38H153ZM192 37H193V39H192ZM7 38H10V40L9 39H7ZM19 39V41H18V39ZM145 38V37H144ZM191 38V39H190ZM212 38H213V40H212ZM71 39V38H70ZM197 39V40H196ZM198 39H201L200 41L198 40ZM209 39H211V40H209ZM218 39V40H217ZM222 39V40H221ZM6 40H8V41H6ZM151 40H153V41H151ZM158 40H160L159 42H157ZM178 40V41H177ZM181 40H182V42H181ZM16 41H18V42H16ZM193 43H192V42ZM195 41H197V42H195ZM203 41V43H201ZM3 42H4V44H3ZM11 42V45H10V47H9V43ZM221 42V43H220ZM146 43V44H145ZM150 43V44H149ZM180 43H181V46H180ZM159 44V45H158ZM194 47H191V45ZM140 45H142V49H141V47H140ZM194 45H197V46H194ZM205 45L207 46V45H209L210 47L208 48V46H207V48H205ZM262 45H263V47H262ZM13 46V47H14ZM178 46V47H177ZM201 46V47H200ZM220 46V47H219ZM4 47H5V49H4ZM9 47V48H8ZM180 47H181V49H180ZM203 47V50L201 49ZM15 48V47H14ZM178 50H177V49ZM196 48V49H195ZM213 48V49H212ZM221 50H220V49ZM8 49V50H7ZM13 49V50H12ZM149 49V50H148ZM173 49V50H172ZM205 49V50H204ZM12 50V51H11ZM176 50H177V53H176ZM192 50V51H191ZM200 50H201V52L203 51V53H201L200 52ZM5 51H6V53H5ZM191 51V52H190ZM198 51H199V53H201V54H199L198 53ZM214 51H215V53H214ZM192 53L191 55H189L190 53ZM207 52V53H206ZM212 52H213V54H212ZM217 52L219 53V55L221 54V53H223L224 54V57H226L225 58V61L223 62V60L220 58L221 56H219V55H217ZM151 53V54H150ZM187 53H188V55L189 56H187ZM210 55H209V54ZM236 53V54H235ZM28 52H26V54H24V55H26V65H28L30 62H29V59H27V58H30L28 55ZM213 56H212V55ZM223 54H221L222 55V58L224 59V57H223ZM225 54H226V56H225ZM115 55V56H114ZM169 55V54H168ZM203 55L205 56L204 57V59H202L203 58ZM208 55V56H207ZM229 55V56H228ZM243 55V56H242ZM110 56V57H109ZM111 56H114V57H112L113 58V61H112V58H111ZM192 56V57H191ZM197 56V58H198V60L195 58ZM210 56H211V58H210ZM117 57H118V59H117ZM123 57V59H120V58H122ZM201 57V59L204 61H201V62H199V63H197V61H200L201 59H199ZM261 57V58H260ZM230 60H229V59ZM110 59H111V61H110ZM189 59H192V60H189ZM194 59H195V61H194ZM226 59H228V61H226ZM260 59V60H259ZM106 60H108V61H106ZM197 60V61H196ZM213 60V59H212ZM217 60V59H216ZM215 60V61H216ZM42 61H44L43 59H42ZM106 61V62H105ZM155 61V62H154ZM167 61V62H166ZM262 61V62H261ZM12 62V63H11ZM14 62V63H13ZM113 64H112V63ZM170 63L169 65L167 64V63ZM191 64H190V63ZM195 62V63H194ZM207 62V61H206ZM213 62V61H212ZM211 62V68H208V69H210V73H211V70L213 71H215V67L212 65L213 63ZM217 62V61H216ZM215 62V63H216ZM98 63V66L96 65ZM198 65H197V64ZM202 63H203V65H202ZM208 63V62H207ZM240 63V64H239ZM10 66H9V65ZM42 64H46V61H44V62H41V69L42 68H44V66L42 65ZM106 64V65H105ZM108 64V65H107ZM118 64H119V66H118ZM162 64H163V66H162ZM167 64V65H166ZM210 64V63H209ZM218 64V66H220V64L219 63H217ZM235 64V65H234ZM3 65V66H2ZM94 65H95V67H94ZM115 65V66H114ZM171 65H173V66H171ZM185 65H187L186 67H185ZM189 65H193V66H189ZM202 67H201V66ZM215 65V64H214ZM227 65V66H226ZM233 65V66H232ZM245 65V66H244ZM103 66V67H102ZM170 66V68H169V71H168V67ZM189 66V67H188ZM196 66H197V68H196ZM217 66V65H216ZM240 66V67H239ZM97 67V68H96ZM99 67V68H98ZM102 67V68H101ZM111 67V68H110ZM118 67V68H117ZM174 67V68H173ZM233 67V68H232ZM242 67V68H241ZM255 67V68H254ZM4 68V69H3ZM107 68V69H106ZM174 70H173V69ZM184 68V70H186V71H182V69ZM221 68V67H220ZM8 69V70H7ZM10 69V70H9ZM103 69V70H102ZM105 69H106V71H105ZM113 69V70H112ZM116 69V71H117V73H116V71H114ZM164 71H163V70ZM176 69V70H175ZM193 69V70H192ZM200 69V71L201 72H196V71H198ZM222 69V68H221ZM242 69V70H241ZM262 69V70H261ZM6 70V72H4ZM119 70H121V71H119ZM180 71V73H178L179 71ZM191 72H190V71ZM196 70V71H195ZM217 70H220L219 68H217L216 67V71ZM225 70V69H224ZM7 71H8V73H7ZM161 71H162V73H161ZM167 71V72H166ZM204 71H206V70H204ZM213 71V72H214ZM220 71H222V70H220ZM262 71V72H261ZM4 72V73H3ZM29 72V73H28ZM105 72V73H104ZM114 72V73H113ZM175 72V73H174ZM192 72H194L193 74H192ZM208 70H207V74H208ZM212 72V73H213ZM30 73H32V74H30ZM108 73V74H107ZM198 73V74H197ZM209 73V74H210ZM5 74H6V76H5ZM11 74V75H10ZM26 74V75H25ZM30 74V75H29ZM169 74V75H168ZM205 75L206 74V72L204 73H202L201 75ZM208 74V75H209ZM7 75L9 76V77H7ZM27 75H29V77L27 76ZM106 75V76H105ZM172 75V76H171ZM179 75V76H178ZM190 75H192L193 77L191 78V76ZM196 75V76H195ZM219 75V74H218ZM239 75V76H238ZM248 75V76H247ZM5 76V77H4ZM12 76V77H11ZM114 76V77H113ZM159 76V77H158ZM190 76V77H189ZM221 76V75H220ZM235 76V77H234ZM255 76H256V78H255ZM258 76V77H257ZM17 78V81H16V78ZM24 77V78H23ZM31 77V78H30ZM159 79H158V78ZM175 77V78H174ZM179 79H178V78ZM187 77V78H186ZM12 80H11V79ZM190 79V80H192L193 78L195 79V80H193V81H195V83H194V85L193 86H190L189 88H187L189 85H188V83H189V81L190 80H187V79ZM235 78V79H234ZM9 79V81L11 82H7V83H5L7 80ZM149 78H147V80H148ZM162 79V80H161ZM166 79V80H165ZM168 79H169V81H168ZM176 79H178V80H176ZM181 79V80H180ZM203 80L201 77H199V80ZM245 79H246V81H245ZM25 80V81H24ZM155 81V82H159V84H156V85H154L155 84V82H154V84H153V86L150 84V83H152L153 81ZM161 80V81H160ZM174 80V81H173ZM180 80V81H179ZM183 80H185V81H183ZM204 80V81H205ZM224 80V79H223ZM13 81V82H12ZM33 83H32V82ZM112 81H114V82H112ZM118 81V82H117ZM182 81V82H181ZM192 81V82H193ZM205 81V82H206ZM239 81V82H238ZM259 81V82H258ZM17 82V83H16ZM116 82V83H115ZM165 83V82H167V83H165L166 85L165 86H167V87H165V88H161L162 86L164 87V84L163 83ZM177 82H178V84H177ZM191 81H190V83H192ZM208 82H210V81H208ZM211 82H212V80H211ZM263 82V83H262ZM13 83V84H12ZM163 85H162V84ZM173 83H174V85H173ZM181 83V84H180ZM182 83H183V85H182ZM187 83V84H186ZM200 83H198V84H200ZM225 83V84H226ZM237 83V84H236ZM242 83V84H241ZM252 83H253V85H252ZM255 83V84H254ZM257 83H259L258 85H257ZM8 84V85H7ZM9 84H10V86H9ZM113 84L114 85H116V86H113ZM150 85V87H149V85ZM187 86H186V85ZM193 84V83H192ZM203 84H204V82H203ZM211 84V83H210ZM234 84V85H233ZM244 84V86H242ZM32 86V89L30 88L31 86ZM162 85V86H161ZM171 85V86H170ZM181 85H182V89L180 88L181 87ZM185 85V86H184ZM191 85V84H190ZM256 85H257V87H256ZM5 86H6V88H5ZM176 86V87H175ZM235 86V88H234V91L232 90L233 89V87ZM238 86H242L241 87V90L242 91H238V90H240V88L238 87ZM259 86V87H258ZM15 87H16V89H15ZM29 87V88H28ZM151 87H152V89H151ZM155 87H157V88H161V89H159L158 91H161V93H162V89H163V92H164V94H161L160 92H157V89L155 88ZM172 87V88H171ZM177 87H179V88H177ZM202 87V86H201ZM3 88H5V89H3ZM81 88V87H80ZM114 88H118L117 89V92H118V95H117V97H115L116 96V94H117V92H115L116 94H114L113 92L116 90H114ZM150 88V89H149ZM167 88V89H166ZM183 88L184 89H188V90H183ZM231 88V89H230ZM239 88V89H238ZM2 89V90H1ZM83 89V88H82ZM82 89H80L79 91H82ZM171 89H175L174 90V92H173V90H171ZM177 89V90H176ZM199 89H200V87H199ZM149 90V93L147 92ZM168 90H170V91H168ZM183 90V91H182ZM203 90H201V92L203 91ZM2 91H4V92H2ZM153 92V94H151L152 92ZM176 91H178V92H176ZM185 91V92H184ZM238 91V93H236ZM169 92V93H168ZM173 92V93H172ZM176 92V93H175ZM179 92H181V94H182V96H180V95H177V94H180ZM231 92H233V95H232V93ZM241 92H242V94H241ZM246 92V93H245ZM258 92V93H257ZM134 93V94H133ZM147 93V94H146ZM160 93V94H159ZM185 93V94H184ZM227 93H229V95L227 94ZM230 93H231V95H230ZM6 94V95H5ZM144 95V97H146V98H144V100H149L148 101V103L146 102H144V100L142 99L143 98V95ZM145 94H146V96H145ZM158 94H159V96H158ZM166 94V95H165ZM170 94V96H174V97H171V99H169L170 101H172V102H174V106H173V103H172V106H168V105H171V103L170 104H167L165 107L166 108H164L163 106H161V103H163V101L164 102H166L165 101V99H167L168 100V95ZM172 94V95H171ZM183 94H184V96H183ZM218 94H217V96H218ZM226 94V95H225ZM245 94H246V96H245ZM156 96V97H153V96ZM163 95V98L162 97H160V96H162ZM228 95V96H227ZM238 95V96H237ZM112 96H113V98H114V100H113V98H112ZM120 96L122 97V102L119 100V98H120ZM138 98H137V97ZM157 96H158V99H157ZM170 96H169V98H170ZM175 96H180V97H182L181 98V100H180V97L178 98V97H176V99H174L175 98ZM206 96V97H207ZM217 96L215 97V99H217ZM257 96V97H256ZM10 98V100H9V105H8V99ZM15 97H17V98H15ZM128 97H130V95L128 96ZM149 97V99H147ZM152 97V98H151ZM162 98V99H160V98ZM165 97V98H164ZM226 97L228 98V99H226ZM230 97L232 98L230 101H229V99H230ZM241 97H242V99H241ZM111 98V99H110ZM120 101V102H118L117 101V99ZM155 98V99H154ZM187 98V100L189 101V99ZM191 98H193V102L191 101ZM214 98V97H213ZM235 98V99H234ZM236 98H239V99H237V101L236 102H234V100H236ZM12 99V100H11ZM86 99V98H85ZM84 99V100H85ZM140 99H142V101L140 100ZM158 100V102L160 101L161 102V100H162V102L161 103H158L157 102V100ZM173 99V100H172ZM213 100V102L215 101H217V100ZM219 99V100H220ZM80 100V99H79ZM87 100V99H86ZM86 100L84 101V103L86 102ZM135 100V101H134ZM168 100V101H169ZM176 102H175V101ZM205 100H208L207 98H205L204 99V101ZM6 101V102H5ZM13 101V102H14ZM78 101V100H77ZM76 101V102H77ZM104 101V100H103ZM115 101H117L116 103H115ZM132 101H133V103H132ZM144 102V104L143 103H139L138 104V102ZM168 101L166 102V103H168ZM169 101V102H170ZM12 102V103H13ZM80 102L82 103V100L81 101H79L78 103H79V105L77 104L76 106H77V108H78V110L76 109V111H74V113H76V114H74L73 113V119H75V120H79L80 119V117H81V112L83 111V109L81 110V107L83 106H85V107H90V106H88L87 104H83L81 107H80ZM89 102V101H88ZM136 102V103H135ZM152 102V101H151ZM177 102H178V104H177ZM212 102V103H213ZM220 101H218L216 104H218ZM232 102H233V104H232ZM244 102H245V104H244ZM3 103V104H2ZM122 103H123V105H122ZM136 104V106H132V104L133 105H135ZM166 103H163V105H165ZM208 103V104H207ZM124 104H127V106H129V108L128 107H126V105L124 106ZM130 104V105H129ZM213 104H215V103H213ZM212 104V105H213ZM220 104V103H219ZM225 104V105H224ZM15 105H17V104H15ZM14 105V106H15ZM87 105V106H86ZM98 105V106H99ZM182 105V104H181ZM180 105V106H181ZM221 105V104H220ZM220 105H216V106H220ZM80 108H79V107ZM120 106H123V108L125 107V109L124 110H122L121 111V108H119L118 109V107H120ZM151 106H152V103H151ZM157 106V107H156ZM214 106V105H213ZM242 106H243V108H242ZM82 107V108H83ZM147 107H149V108H151L150 110H151V112H153L152 111V109L154 108L155 110L154 111H156V112H158L157 113V115L159 114V115H161V117H158V116H153V115H156V112H155V114H151V112H149V109L147 108ZM169 107H171V108H169ZM227 107V106H226ZM235 107V108H236ZM10 108H12V107H10ZM91 108V107H90ZM105 108V109H104ZM127 108V109H126ZM133 108H135V109H133ZM164 108V109H163ZM182 108V107H181ZM219 110V112H217V110ZM220 108V109H219ZM228 108V107H227ZM92 109V108H91ZM103 109V110H102ZM115 109H116V107H115ZM137 109V110H136ZM142 109V110H143ZM148 109V110H147ZM185 109V108H184ZM187 109H185V110H187ZM197 109L199 110V111H197ZM242 109V110H241ZM80 110V112H78ZM134 110V111H133ZM187 110V111H188ZM215 110H216V112H215ZM225 110H227L226 112L228 113H226L225 112ZM241 112H240V111ZM111 111V112H112ZM133 111V112H132ZM147 111V113H145ZM184 111V110H183ZM187 111H184V112H187ZM196 112V114L197 115H195L194 113ZM201 111V112H200ZM84 112H82V114L84 113ZM204 112V111H203ZM206 112V111H205ZM204 112V114H205V116H207L206 114L207 113H205ZM224 112L226 113V117L228 118H226L225 116L223 117V115H224ZM232 112H233V114H232ZM77 113H79L80 114V116L79 115H77ZM89 113H87L88 115H89ZM95 113V114H94ZM109 114V115H107V117L109 116L110 117V121L108 120V118L106 117V114ZM152 115H150V114ZM173 113H176L175 111L173 112ZM199 113V114H198ZM243 113V114H242ZM96 114H98V115H96ZM104 114H105V116H104ZM146 114H148V115H150L149 117H148V115H146ZM241 114V115H240ZM247 114V115H246ZM130 115L132 116V117H130ZM138 115H139V117H138ZM146 115V116H145ZM168 115H170V114H168ZM170 115V116H171ZM185 115H187L186 113H185ZM199 115V116H198ZM201 115V116H200ZM214 115H213V117H214ZM245 115V116H244ZM83 117V120H84V118L85 117H87V115H82ZM89 116V117H90ZM113 116V117H112ZM125 116H129V117H127V118H131V119H129L130 120V123H129V120L127 119V118H124ZM196 116H197V118H196ZM235 116V118H236V115H234ZM75 117H77V119L75 118ZM102 117H105V118H102ZM151 117V119H152V117H154L155 119H158V120H156V123H157V121L159 122V123H157V125L158 126H155V120L153 121V119L151 120V121H153L152 122V124L154 125V126H152V127H154L153 129H151L150 128V126L148 127V124H150L151 122H150V120L148 121V119ZM177 117H175V118H177ZM185 117V116H184ZM184 117H182V119L184 118ZM187 117H185V118H187ZM201 117V118H200ZM211 117H208V119H210ZM212 117V118H213ZM251 117V118H250ZM91 118H90V120H87L88 118H86V120L87 121H89V124H91L90 123V121H92L91 120ZM107 118V123H110V124H108V126H113L115 129L113 130V132L111 133V132H107V130H106V127H108L107 126V123L105 124V120L103 121V119H106ZM121 118H122V121H121ZM123 118L125 119V120H123ZM139 118H140V121H139ZM159 118H161V119H159ZM164 118V119H163ZM171 118V117H170ZM183 119L185 122H188L189 120H190V122H191V119H189L188 120V118H187V121H186V119ZM211 118V119H212ZM230 118H231V120H230ZM238 118V117H237ZM239 118V119H240ZM72 119V120H73ZM136 119H138L137 121H136ZM220 119H223L222 120V122H219L218 123V121L220 120ZM233 119H234V117H233ZM239 120L240 121V123H241V121H242V123H244L243 122V120ZM249 119H250V121H249ZM253 119V120H252ZM262 119V120H261ZM75 120H73L75 123H76V125L78 124L79 125V122L78 121H75ZM80 120H82V119H80ZM79 120V121H80ZM82 120V121H83ZM126 120L128 121V122H126ZM254 120L255 121H257V122H254ZM81 121V122H82ZM134 121V122H133ZM141 123V121L142 122H144V123H142V124H139V122ZM164 121V122H163ZM183 121V122H184ZM192 121H193V118H192ZM221 121V120H220ZM227 124H225L224 122ZM249 121V122H248ZM78 122V123H77ZM80 122V124L82 125V123ZM84 122H86L85 120H84ZM205 122H203V127H205L206 126V124H205ZM251 122H253V125H254V123H255V125L254 126H251L252 125V123ZM259 122V123H258ZM127 123H128V125H127ZM135 124V126L134 125H131V124ZM138 123V124H137ZM155 123V124H154ZM172 123V121H170V124ZM246 123V122H245ZM250 123V124H249ZM85 124V123H84ZM88 124V125H89ZM97 125H98V123H96ZM96 124H93L94 125V127L96 126ZM152 124H150V125H152ZM160 124V125H159ZM174 124V123H173ZM173 124H171V125H173ZM218 124V125H217ZM228 124H230L229 126L230 127H232V129L228 126ZM232 124V125H231ZM236 124H234L233 126H236ZM249 124V125H248ZM256 124H257V126H256ZM80 125V128H82V126ZM92 125V124H91ZM137 125V126H136ZM142 125V126H141ZM145 127H144V126ZM186 125V126H187ZM205 125V126H204ZM215 125H217V126H221V127H226V128H224L223 130H225V129H228L229 131H230V129H231V131H233V129H234V132H227V131H224V132H226L225 134H223L224 132H222V134L224 135V136H221L222 134H219L220 132H221V130H220V132H218V130H219V128H221V127H216ZM87 126V125H86ZM100 126V125H99ZM112 126H111V128H112ZM130 126H132V127H130ZM134 126V127H133ZM138 126H140V128L138 127ZM210 126V127H209ZM228 126V127H227ZM260 127V129H257L256 127ZM88 127V126H87ZM89 127H90V125H89ZM96 127H98V126H96ZM126 127H128V129L126 128ZM135 127H138L136 130H134L135 129ZM165 127L167 128V130L165 129ZM238 127H239V129L241 128V130L244 128H246V130L245 131H248L249 130V134L251 135L250 137H252V135H253V133H254V136L252 137V140H250V142L252 141V143L254 144V146H253V144H251L252 145V148H250L251 147V145H248V144H250V142L248 143L247 141H245V138H248L247 136L249 135L248 134V132L245 134V132H243L242 131V133L241 134H244L243 136H244V138L243 137H241V136H238L237 135V132L239 131V129H238ZM256 128L257 130H261L262 131V133H263V136H262V133L260 134L259 133V131H258V134H260V135H258V136H256L255 137V131H256V133H257V130L255 129V131L252 133V132H250V130L252 131V129L254 130V128ZM262 127H264V126H262ZM84 128H85V125H84ZM91 128H92V126H91ZM132 128H134L133 130V132H132V129H131V131H129L130 129ZM143 128V129H142ZM160 128H163L162 126L160 127ZM195 129V127H192V129ZM206 128V127H205ZM230 128V129H229ZM252 128V129H251ZM85 129H88V128H85ZM94 130H95V128H93ZM108 129V128H107ZM113 129V128H112ZM124 129V130H123ZM181 129V128H180ZM184 129V128H183ZM202 129H204V128H202ZM213 128H210V130L211 131H213L214 130ZM218 129V130H217ZM89 130H90V128H89ZM88 130V131H89ZM92 130V129H91ZM99 130H100V128H99ZM99 130L96 132V130H95V132H96V134H98V132H99ZM126 130H127V132H126ZM143 131V134L145 133L146 135L149 133V135L147 136L148 138H146V137H144L145 136V134L143 135L142 134V132L141 131ZM145 130H147V131H150V132H146ZM153 130V131H152ZM161 130V129H160ZM173 130H174V128H173ZM186 130H189L188 128L186 129ZM222 130V131H223ZM238 130V131H237ZM93 131V130H92ZM109 131H110V127H109ZM135 131H137V132H135ZM140 131V132H139ZM145 131V132H144ZM179 131V130H178ZM181 131H182V129H181ZM194 131V132H195ZM207 132L206 131V129H204L203 130V132ZM237 131V132H236ZM118 132V133H117ZM167 132H165V134L167 133ZM173 132V131H172ZM185 132V131H184ZM187 132V131H186ZM185 132V133H186ZM209 132V131H208ZM110 133V134H109ZM118 135H117V134ZM163 133V134H162ZM192 133V132H191ZM190 133V131H189V134L190 135H192ZM209 133H211V132H209ZM208 133V134H209ZM233 135H232V134ZM240 133V132H239ZM238 133V134H239ZM93 134H94V132H93ZM95 134V135H96ZM115 134V135H114ZM137 134H139V137H141V138H138V136H137ZM141 134V135H140ZM177 134H179V135H177ZM182 134V136H183V133H181ZM187 134V133H186ZM189 134H187V135H189ZM206 133H204V135H205ZM216 134H218V135H216ZM232 135V136H230V137H232L231 139H234V140H232L231 141V139L229 140V138H228V136L229 135ZM234 134H236V135H234ZM240 134V135H241ZM248 134V135H247ZM111 135V136H110ZM113 135H114V137H113ZM120 135V136H119ZM155 135V133L153 134V136ZM156 135V136H157ZM163 135V136H162ZM186 135V136H187ZM212 134H210V135H208V137L209 136H211ZM247 135V136H246ZM152 136V137H153ZM166 136V135H165ZM165 136H164V138H165ZM170 136V137H169ZM233 136H237V138H234ZM260 136V137H259ZM138 138V140H134V139H136V138ZM144 137V138H143ZM155 137V136H154ZM153 137V139H157V137L156 138H154ZM193 137V136H192ZM239 137H241V138H243V140L245 141V143L247 142L248 144V146H250V147H248V148H250L251 150L253 149V150H255V151H253V152H251V153H249L250 151L247 149V148H244L245 146L244 145H242V146H244L243 147V149H244V151L246 150L247 151V153L246 152H244V153H246V154H244L243 153V149L241 150V143H239L238 142V144H240L239 146H236L237 144V142H235L234 143V141H239V139H240V142H243L242 140H241V138H239ZM258 137H259V139H261V140H258ZM143 138V139H142ZM167 138V139H168ZM182 138V137H181ZM185 138V137H184ZM188 138V137H187ZM187 138H185V140L187 139ZM192 139V141H191V139ZM239 138V139H238ZM133 139V140H132ZM140 139V140H139ZM146 139L148 140V141H146ZM166 139V140H167ZM178 139V138H177ZM203 139H206V136H203L202 137V141H203ZM210 140L212 139V138H209ZM209 139H207L208 141H210ZM238 139V140H237ZM256 139H257V141H256ZM143 141V142H140V141ZM166 140H163V142H165ZM170 140H173V139H170ZM200 140V139H199ZM218 140H220V139H218ZM96 141V140H95ZM118 141H120L119 143H118ZM132 141V142H131ZM136 143H135V142ZM139 141V142H138ZM160 141V140H159ZM167 141H169V140H167ZM205 142H206V140H204ZM207 141V142H208ZM220 141H222V140H220ZM232 142L233 144H236V145H234V146H236V148L237 147H240V151H242V152H240V151H237V149L235 148V147H232L233 146V144H230V143H228V144H230L229 146H228V148L227 149H225L226 147H227V142ZM260 141H262V142H260ZM134 142V143H133ZM145 142V143H144ZM162 141H160V142H156V144L158 143H161ZM162 142V143H163ZM183 142V141H182ZM199 142V141H198ZM260 142V143H259ZM133 143V144H132ZM138 143V144H137ZM141 143H143V145L144 146H142V144ZM151 143H155V141L153 142L152 140H151ZM169 143V142H168ZM200 143V142H199ZM209 143V142H208ZM226 143V144H225ZM245 143H243V144H245ZM259 145H257V144ZM135 144H137V145H135ZM150 144V143H149ZM152 144V145H153ZM158 144L157 145H155V147L157 146L158 147ZM172 144V143H171ZM174 144V143H173ZM172 144V145H173ZM176 144V143H175ZM178 144H177V146H178ZM201 145V147L205 150V146H202V144H204V143H200ZM134 145H135V147H134ZM151 144L149 145V146H152ZM170 145V144H169ZM168 145V146H169ZM184 145V144H183ZM187 145V144H186ZM206 145H207V143H206ZM211 145V146H210ZM246 145V144H245ZM146 146V147H145ZM148 146V147H149ZM166 146H167V144H166ZM168 146H167V148H166V151H167V149H168ZM176 146V148H178ZM185 146V145H184ZM188 146V145H187ZM198 146V145H197ZM199 146V147H200ZM226 146V147H225ZM256 146H257V148H256ZM263 147V148H261V147ZM133 147V148H132ZM140 147H143V149L142 148H140ZM145 147V148H144ZM147 147V148H148ZM154 147V146H153ZM153 147H151V148H153ZM156 147V148H157ZM159 148V149H162V148ZM170 147H172V148H170ZM200 147V150H203L202 148ZM212 147H214V146H212ZM221 147V146H220ZM136 148V149H135ZM151 148L149 147V149L147 150L149 153H147V155H151V153H150V151H151ZM169 148L171 149V150H174V147L173 146H169ZM189 148H191V147H189ZM189 148H188V150H189ZM207 148V147H206ZM214 148H216V147H214ZM236 150H235V149ZM260 148H261V150H260ZM158 149V148H157ZM157 149H155V148H153V150L151 151L153 154V157L155 156V151L154 150H157ZM169 149V151H171ZM185 149V148H184ZM199 149V148H198ZM221 149V148H220ZM235 151H237V152H235ZM136 150V151H135ZM138 150V151H137ZM142 150V151H141ZM150 150V151H149ZM175 150H177V149H175ZM174 150V151H175ZM178 150H179V148H178ZM187 150V149H186ZM185 150V151H186ZM187 150V151H188ZM200 150H199V152H200ZM207 150V149H206ZM205 150V151H206ZM134 151L136 152V153H134ZM158 151V150H157ZM173 151V152H174ZM180 151V150H179ZM196 151V152H195ZM222 151V150H221ZM230 151L233 153V152H235V153H237V154H239V156L237 155V154H235L236 156H234V153H233V155L230 153ZM257 151H259L258 153H257ZM145 153H146V149H145V151H144ZM144 152H143V154H144ZM168 152V151H167ZM261 152H263V153H261ZM138 153L139 154H141L139 157H138ZM157 154H158V152H156ZM170 153H172V152H169V154ZM176 153V152H175ZM175 153H172L173 155H175ZM201 153V152H200ZM222 153L223 154H225L224 156L225 157H227V158H225L223 155H222ZM241 153H243V154H241ZM249 153V154H248ZM252 153H255V154H253V158H256V159H253V158H251V156H252ZM256 153H257V155H256ZM165 154H167L166 152H165ZM177 154V153H176ZM206 154V153H205ZM247 154L248 155H250L251 154V156H248V157H250L249 158V160L250 159H252V161H250V162H248V157H247ZM149 155V156H150ZM168 155V154H167ZM171 155V154H170ZM172 155V156H173ZM181 155V156H180ZM218 155V156H217ZM232 156V158H234V161H236L237 160V158L239 157V158H242V157H240V156H246V158H242V165L244 166V168L243 169H245L246 167H248V168H250L249 166H245L246 164H249V163H253L255 166L254 167H256L255 169H254V167H253V165H252V163L251 164H249L250 166H251V168H253L252 169V171L254 170H256L255 171V173L256 174H258V172H259V174H258V176H259V178H258V176H256V174L255 173H253V174H251V172H249V171H251V170H249L248 171V168H247V172H244L243 170H242V165L241 164H238V166H241V167H236V168H239L240 170H237L236 168H235V171H239V172H236V174H235V176H231L232 174H234L235 172H234V167H233V165L234 166H236V164L237 163H240V160L241 159H238L239 161H236V162H234L233 164H229L228 162V166L230 167L231 165V169L227 166V164H226V160L228 161L229 160V158H231V156ZM256 155V156H255ZM259 155H263L262 157L261 156H259ZM133 156H131V160L130 161H122L123 162V164L125 165V167H127L125 170H126V172H128V173H131L130 171H129V168H132L133 167V165H134V168L136 169L137 167V165H141L142 167L144 166V165H146L147 163L146 162H148L149 160L147 159V160H145V158H144V160L142 161V162H144V163H146V164H144V163H140L141 161H138L137 160V158H135V160H134V158H133ZM230 156V157H229ZM234 156V157H233ZM146 158H147V156H145ZM195 157V158H196ZM223 157H224V159H226L225 161H224V159H223ZM148 158H150L151 159V157H148ZM171 158V157H170ZM173 158H175L174 156H173ZM188 158H187V160H188ZM232 158L229 160V162L232 160ZM142 159V158H141ZM140 159V160H141ZM157 160V158H153V161L150 163H148V164H152V163H155V160ZM165 159V162L164 161H161V160H164ZM134 160V161H133ZM152 160V159H151ZM180 160V161H179ZM187 160H186V162H187ZM245 160V162H243ZM253 160H255V162L253 161ZM257 160V161H256ZM260 160V161H259ZM137 161V165L135 164V162ZM172 161V160H171ZM173 161V162H174ZM208 161H209V163L210 162H212L213 164H209L208 163ZM233 161V160H232ZM125 162V163H124ZM131 162H133L132 164H131ZM186 162L184 161V163L186 164ZM216 162V163H215ZM222 162V163H221ZM223 162H225L224 164H225V166H224V164H223ZM256 162L258 163V162H260L259 164H256ZM263 162V163H262ZM130 163V164H129ZM172 163V162H171ZM178 163V164H179ZM203 163V164H202ZM215 163V164H214ZM245 163V164H244ZM176 164V163H175ZM185 164H183V165H180V166H184ZM132 166V167H129V166ZM136 165V166H135ZM138 166V168L139 167H141V166ZM153 165V164H152ZM155 165V164H154ZM153 165V166H154ZM172 165V164H171ZM201 165L203 166V167H201ZM216 165V166H215ZM221 165V166H220ZM259 165V166H258ZM173 166V165H172ZM171 166V167H172ZM178 166V165H177ZM191 166H193V164H191ZM197 166H200V167H197ZM214 166V167H213ZM141 167V168H142ZM145 167V169L143 170V171H146V167L147 166H144ZM194 167V166H193ZM194 167V168H195ZM211 167H213V170H211ZM217 167V168H216ZM220 167V168H219ZM223 167V168H222ZM225 167V168H224ZM233 167V168H232ZM168 168H169V170H171L170 169V167L168 166ZM178 168H179V166H178ZM193 168V169H194ZM227 168H229V169H227ZM250 168V169H251ZM160 170V172H158L159 170ZM162 169V170H163ZM181 169V168H180ZM221 169V170H220ZM223 169V170H222ZM168 170V169H167ZM166 170V171H167ZM168 170V175H169V178H170V180H172V176H174V172L173 171H171V173L173 174H171L170 173V171ZM214 170H216L215 171V174H217L218 176L220 175V177H218L217 175L215 176V174H213L214 173ZM226 170V171H225ZM231 170H233V171H231ZM242 170V172H243V174L241 175V171ZM134 171H136V170H134ZM165 171V172H166ZM185 171H186V173L187 174H185ZM222 171V172H221ZM230 171L231 172H233L232 174L230 173ZM262 171V172H261ZM253 176V178H255V177H257V178H255L256 179V181H254L255 179H252V176H251V182H250V174ZM261 172V173H260ZM128 173H126V175H127V177L129 176L128 175ZM138 173V172H137ZM167 173V172H166ZM209 173H211V174H213V175H211V174H209ZM222 173V174H221ZM223 173H225L224 175H223ZM230 173V176L228 175ZM238 173H240V174H238ZM245 173V174H244ZM248 173V174H247ZM263 173V174H262ZM202 174V175H201ZM246 174L248 175L247 177H249V178H247L246 177ZM254 174H255V176H254ZM135 175H136V173H135ZM134 175V176H135ZM139 175H141V173L139 174ZM139 175H137L136 177H134V178H136L137 180H136V182L133 184H129V186H130V189H131V186L133 185V186H135V188H136V186L138 185V182H140L141 181V184H142V182H143V180H141L142 179V177H140V181H138L139 179ZM155 175H158V177H157V179H159V177L160 176H164L163 177V179L165 178V180H168V182H169V184L165 181V180H163L162 181V178H161V180L159 179V180H157V179H155L154 180V178L156 177ZM183 175H185V176H183ZM192 175H194V176H192ZM200 175V177H198ZM204 175H205V177H204ZM227 175V176H226ZM236 175H237V177H239V175H241V177L243 178V176H245L244 177V179L245 180H247V181H245L244 180V182H241V185H242V183L244 184L243 186L244 187H246V189L245 188H243V186H241L240 187V182H239V179L238 178H236L237 180H235V177H236ZM260 175H262V176H260ZM167 176V175H166ZM207 176L210 178L211 176V180H209L208 178H207ZM213 176H215V177H213ZM130 177H131V175H130ZM217 177V178H216ZM228 177V178H227ZM231 177V179L229 180V178ZM232 177H234L233 179H232ZM241 177H239L240 179H241V181H243L242 180V178ZM174 178H176L175 176L173 177V179ZM217 179V181H216V179ZM221 178V179H220ZM130 179H133L132 177L130 178ZM258 179H261V180H258ZM183 180V179H182ZM184 180V181H185ZM201 180V181H200ZM231 180H233V181H237V185H238V187L236 186V182H233L234 184L232 185L231 183H232V181ZM258 180V181H257ZM127 181H129V182H131L130 180H129V178L128 179H126V182ZM138 181V182H137ZM151 181V180H150ZM155 181H161V182H164L165 181V183H166V185H165V187H164V185H162V184H164V183H162L161 184V186H162V188H164V189H162L161 190V186L160 185H158V183L160 184V182H156L157 184H155ZM191 181H192V179L190 178V182L189 183H191ZM196 181V179H193V182L194 183H196L195 182ZM254 181V182H253ZM132 182H134V180L132 181ZM192 182V183H193ZM220 182H221V184H220ZM248 182H250L251 183V185H250V183H248ZM257 182V183H256ZM179 183H183V181H181V182H179ZM217 183V184H216ZM226 185H225V184ZM247 183V184H246ZM256 183V184H255ZM137 184V185H136ZM140 184V183H139ZM185 184V183H184ZM225 186H224V185ZM246 184V185H245ZM255 184V185H254ZM145 185V183L143 184V186ZM158 185V186H157ZM217 186V187H215V186ZM231 185H232V187H231ZM237 187H235V186ZM252 185H254V186H252ZM160 186V187H159ZM249 186V188H247ZM141 187V188H140ZM167 187V188H166ZM228 189H227V188ZM262 187V188H261ZM139 188L142 190V185L141 186H139ZM179 188H180V184H179ZM179 188H177V190L179 189ZM215 188H216V190H215ZM234 188H236V189H238V193H235V191L237 192V190H235V191H233L234 190ZM239 188H240V190H239ZM241 188H243V189H245V192L241 195V192L243 191V189L241 190ZM140 189H138V187H137V190L136 189H132V190H136L137 192L140 190ZM204 189V188H203ZM247 189H248V191H247ZM139 191V192H142V191ZM229 190V191H228ZM258 190H260V191H258ZM164 191H166L167 193H164ZM170 191V190H169ZM223 193H222V192ZM241 191V192H240ZM247 191V192H246ZM256 191V192H255ZM177 192V191H176ZM176 192H174L173 193V195L175 194V195H177L176 194ZM180 193L179 194H181L182 192L181 191H179ZM186 192V191H185ZM231 192H233V195H234V198L232 199V197H233V195H232V193ZM250 192V193H249ZM143 193V192H142ZM169 193V194H168ZM204 193V194H203ZM207 193H209V194H207ZM228 193H229V195H228ZM246 193V194H245ZM248 193V194H247ZM260 193H262V195L260 194ZM160 195H158V197H160ZM182 195H183V193H182ZM205 195H206V198H205ZM211 195H212V197H211ZM232 195V196H231ZM237 195L239 196V198L237 197ZM257 195V196H256ZM167 196L169 197L168 199H170V200H172L173 202H171L170 200H167L166 201V198H167ZM178 196V195H177ZM183 196H186L187 197V194H184ZM204 196V197H203ZM215 196V197H214ZM217 196H219V197H217ZM222 198H221V197ZM231 196V197H230ZM236 196V197H235ZM241 196H242V199H240L241 198ZM246 196H248V197H246ZM260 196V197H259ZM192 199H191V198ZM226 199H224V198ZM229 197V198H228ZM172 198V199H171ZM183 198V197H182ZM190 198V199H189ZM205 199V204H204V199ZM230 198L232 199V201L230 200ZM260 198V199H259ZM163 201H162V200ZM176 199H178V200H176ZM198 199V200H197ZM203 199V200H202ZM207 199V200H206ZM228 199V200H227ZM240 201H239V200ZM251 199V200H250ZM262 199V200H261ZM182 200V202H180ZM193 201V203H195V201L194 200H196V202L197 201H199V202H197V203H199V204H197V203H195V204H193L192 203V201ZM218 200L220 201V202H218ZM236 200V201H235ZM242 200V201H241ZM249 200V201H248ZM165 201L168 203H165ZM227 203H226V202ZM236 203H235V202ZM254 201V202H253ZM161 202H162V204H161ZM163 202L165 203V204H163ZM189 202H191V204L189 203ZM200 202H201V204H200ZM210 202V203H209ZM229 202H231V203H229ZM237 202H239V203H237ZM242 202V204L241 205H239L240 203ZM174 205H173V204ZM184 203H185V205H187L186 203H188L189 205L187 206V209H186V207H185V205H184ZM209 203V204H208ZM217 203V204H216ZM221 203V204H220ZM224 203V204H223ZM233 203V204H232ZM235 203V204H234ZM260 203V204H259ZM168 205L169 207H171V209L168 207V208H166V206L165 205ZM178 204V205H177ZM181 206H180V205ZM207 204V205H206ZM228 204H231V206L229 205V207H226V206H228ZM251 204V205H250ZM177 205V206H176ZM193 205V206H192ZM204 205H206L209 209H214V211H213V213L212 212H209L207 209H205L204 208ZM232 205L233 206H236V207H238V208H236V207H232ZM162 206V207H161ZM163 206H164V208H163ZM174 206H175V208H174ZM190 206V207H189ZM199 208H197V207ZM202 206V207H201ZM223 206H224V208H223ZM239 206L240 207H242V208H239ZM256 206V207H255ZM258 206V207H257ZM189 207V208H188ZM221 207V208H220ZM254 209H253V208ZM176 209V211H177V213H176V211L174 210V209ZM181 208H182V210H181ZM216 208V209H215ZM230 208H232V210L230 209ZM244 208V209H243ZM167 209V210H166ZM181 211H180V210ZM191 211H190V210ZM228 211H227V210ZM235 209V210H234ZM238 209V210H237ZM240 209V210H239ZM247 209V210H246ZM262 209V210H261ZM162 210V211H161ZM174 210V211H173ZM201 210L203 211V212H201ZM159 211V212H158ZM224 211H225V213H224ZM229 211H232V212H234V213H231V212H229ZM246 211V212H245ZM156 212H158V213H156ZM161 212V213H160ZM167 212V213H166ZM170 212H171V214H172V216H171V214H170ZM222 212V213H221ZM227 212H229L228 214H227ZM169 213V214H168ZM181 213V214H180ZM205 213H206V218L210 221L211 220V222H212V224L211 225H209V226H204L203 224H202V218H199V220H197L198 218H197V215H198V217H200L202 214H204L205 215ZM215 213H217V214H215ZM160 214V215H159ZM165 216H164V215ZM174 214H176L175 216H174ZM186 214H187V216H186ZM209 214H212L211 216L209 215ZM213 214H215V215H213ZM179 215V216H178ZM183 215H185V216H183ZM189 215V216H188ZM209 215V216H208ZM217 215H218V217H217ZM225 215H227V217H225ZM229 215H230V217H229ZM162 218H161V217ZM165 218H164V217ZM175 218H174V217ZM180 216H182L181 218H180ZM247 216V217H246ZM251 216V217H250ZM158 217V218H157ZM178 219H177V218ZM202 217V216H201ZM210 217H212V219L210 218ZM235 217V218H234ZM242 217V218H241ZM159 218L161 219V220H159ZM174 218V219H173ZM180 218V219H179ZM194 218V219H193ZM197 218V219H196ZM204 218V217H203ZM216 218V219H215ZM223 218H225V219H227V220H225V219H223ZM229 218V219H228ZM232 218V219H231ZM247 218V219H246ZM162 219H165V220H162ZM167 219V220H166ZM183 219H185V220H183ZM249 219V220H248ZM171 220V221H170ZM173 220V221H172ZM201 220V221H200ZM226 222H225V221ZM229 220V221H228ZM236 222H235V221ZM164 221V222H163ZM168 221H170V222H168ZM196 221H200V222H197L198 224L200 223V225H198L197 223H196ZM220 221V222H219ZM260 221V222H259ZM162 222V223H161ZM175 222V223H174ZM223 222V223H222ZM227 222H228V224H229V226H228V224H227ZM229 222H231V223H229ZM253 222V223H252ZM156 223H158V224H156ZM165 223V224H164ZM177 223V224H176ZM192 223V224H191ZM220 223L222 224V226H223V229H221L222 227H220L221 225H220ZM234 223V224H233ZM236 223V224H235ZM260 223V224H259ZM153 224V225H152ZM156 226H155V225ZM190 226H189V225ZM195 224H197L198 226H196ZM233 224V225H232ZM163 225V226H162ZM171 225V226H170ZM174 225V226H173ZM192 225H194V226H192ZM252 225V226H251ZM164 226H166V228L164 227ZM200 226V227H199ZM256 226V227H255ZM191 227V228H190ZM206 229V227H207V229H206V234L204 233V231L205 230H203L204 228ZM234 227H235V229H234ZM157 228V229H156ZM225 228H226V230H225ZM162 229H165V230H162ZM189 229H191L190 230V233H192V234H190L189 233V235H188V230ZM193 229V230H192ZM261 229H263V230H261ZM157 230V231H156ZM159 230V231H158ZM196 230V231H195ZM201 230H203V232L201 231ZM213 230H214V232H213ZM221 230H223V231H221ZM240 230V231H239ZM183 231H185V232H183ZM192 231V232H191ZM209 231H211L210 232V234H209ZM152 232V233H151ZM153 232L155 233V234H153ZM175 232V233H174ZM177 232L179 233L178 235L180 236H177ZM228 232V233H227ZM255 232V233H254ZM162 233H164V234H162ZM180 233H182L183 235H180ZM187 233V234H186ZM202 233V234H201ZM203 233H204V235H203ZM230 233V234H229ZM259 233V234H258ZM261 233V234H260ZM158 234V235H157ZM166 234H167V236H166ZM200 234V235H199ZM170 235H172V236H170ZM176 235V238L177 237H179V238H181L182 236V240H180V242H179V238H177V239H175V236ZM187 235H188V237H187ZM201 236L200 238H197V237H199V236ZM213 235V237H209V236H212ZM217 235V236H216ZM221 235V236H220ZM256 235V236H255ZM166 236V237H165ZM186 236V237H185ZM192 236V237H191ZM255 236V238L253 239V237ZM161 237V238H160ZM174 239H173V238ZM196 237V238H195ZM239 237V238H238ZM169 238V239H168ZM190 238V239H189ZM244 238H246V239H244ZM171 239V240H170ZM188 239V240H187ZM197 239V240H196ZM198 239L200 240V241H198ZM211 241H210V240ZM232 239V240H231ZM241 239V240H240ZM248 239H249V241H248ZM253 239V240H252ZM155 240V241H154ZM166 242H168V243H166ZM184 240V241H183ZM202 240H204L203 242H202ZM238 240V241H237ZM247 240V241H246ZM164 241V242H163ZM177 243H176V242ZM192 241V242H191ZM195 241V242H194ZM196 241H197V243H196ZM240 241V242H239ZM201 242V243H200ZM216 243L217 245H218V247H224L225 248V251L227 252V251H231L230 253V258L229 259H227V261H226V263H225V261H222V254L224 253V252H222V254L220 253L219 254V251H217L218 249L217 248H215V247H217V246H215L214 247V245H212V244H214V243ZM245 242V243H244ZM249 242H251L250 243V245H248L249 244ZM257 242V243H256ZM160 243V244H159ZM172 243V248H171V246H169L170 244ZM178 246H176L175 244ZM180 243V244H179ZM182 243V244H181ZM201 245H200V244ZM237 243V244H236ZM239 243V244H238ZM242 243V244H241ZM142 244H144L143 246H141ZM148 244V245H147ZM193 244V245H192ZM247 244V245H246ZM155 245V246H154ZM159 245V246H158ZM167 245V246H166ZM180 245V246H179ZM189 245V246H188ZM192 245V246H191ZM206 245V246H205ZM150 246V247H149ZM154 246V247H153ZM243 246L245 247V246H247V247H245V251H247V252H245V251H243ZM251 246V247H250ZM254 246V247H253ZM143 247V248H142ZM152 247V248H151ZM157 247H161V250L159 249V248H157ZM168 247V249H166ZM170 247V248H169ZM173 247H175V248H173ZM180 247V248H179ZM185 247V248H184ZM188 247V248H187ZM190 247V248H189ZM191 247H193V248H191ZM199 247V248H198ZM237 247V248H236ZM148 248H149V250H148ZM155 248L158 250V253H159V255H158V253H157V250L155 251L156 253L154 254H152V252L155 250ZM224 248L222 249V250H224ZM255 248V249H254ZM185 249V250H184ZM187 249V250H186ZM192 251H191V250ZM252 249V250H251ZM254 249V250H253ZM151 250H153V251H151ZM169 250V251H168ZM171 250V251H170ZM213 250H216V251H213ZM239 250H241V252H239ZM249 250V251H248ZM146 251V252H145ZM163 251V252H162ZM165 251V252H164ZM166 251L168 252V253H166ZM184 251V252H183ZM212 251L214 252V253H212ZM243 251V252H242ZM252 251H254V254H253V252ZM149 252H151V253H149ZM178 253V254H176V253ZM220 252H221V250H220ZM251 252V253H250ZM164 253V254H163ZM185 253V254H184ZM187 253V254H186ZM188 253H189V256H188ZM235 253H237L236 255H235ZM240 253V254H239ZM157 254V255H156ZM163 254V256H161ZM169 254V255H168ZM175 256H174V255ZM194 254V255H193ZM208 254V255H207ZM260 254V255H259ZM179 255V256H178ZM186 255H187V257H186ZM191 255V256H190ZM196 255V256H195ZM226 255V258H227V254H225ZM141 256V255H140ZM154 257V259H152L153 257ZM157 256H158V258H157ZM161 256V257H160ZM177 256H178V258H177ZM245 256V257H244ZM249 256H250V258H249ZM173 257V258H172ZM179 257H181L180 259H182V260H180L179 259ZM196 257V258H195ZM236 257V259L235 260H233V258H235ZM241 257V258H240ZM142 258V257H141ZM165 258V259H164ZM220 258V259H219ZM248 258V259H247ZM143 258H142V260H144ZM152 259V260H151ZM173 260V261H171V260ZM193 259V260H192ZM199 259H201V260H199ZM162 260V261H161ZM175 260V261H174ZM178 260L179 261H181L180 263L178 262ZM195 260V261H194ZM213 260V261H212ZM219 260H221V261H219ZM243 260H246L245 262L246 263H244V262H242ZM153 261V262H152ZM159 261V262H158ZM167 261V262H166ZM199 261V262H198ZM202 261V262H201ZM214 261H215V263H214ZM231 261L233 262V263H231ZM234 261H235V263H234ZM238 261V262H237ZM176 262V263H175ZM187 262V263H186ZM195 262V263H194ZM219 262V263H218Z\"/></svg>",
  "mask_w": 264,
  "mask_h": 264
}]
</instances>
